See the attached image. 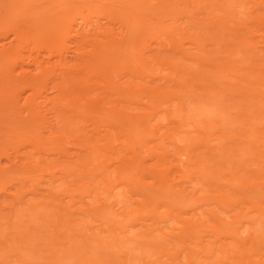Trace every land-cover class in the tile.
I'll list each match as a JSON object with an SVG mask.
<instances>
[{
	"label": "bare ground",
	"instance_id": "1",
	"mask_svg": "<svg viewBox=\"0 0 264 264\" xmlns=\"http://www.w3.org/2000/svg\"><path fill=\"white\" fill-rule=\"evenodd\" d=\"M34 1L35 2L38 1V3L40 1V3L38 4V3H35ZM37 1L36 0H28V1H26V0H24V1L23 0H8V1L4 2V4H3V6L9 10V13L12 14L11 16H12V19L14 20V24H13V20L11 21V24L12 25L10 26L9 30H7V32L8 33L11 32V34L13 36H15V40H16V42L18 44L15 45L16 47L14 49V54H15L16 57H15L13 63L12 64L11 63H8V66H6L7 67V70L5 69V71H4L5 75H3L4 73L0 72L1 73L0 79L4 80L3 82H6L7 81L6 83H8V81H9L8 84H10V86L7 84L9 86V88L5 86L6 89L5 88L3 89L5 91H1L0 90V92L2 93V95L0 93V134L2 133L1 134L2 137H0V145H1V142H2V145L0 146V150L3 149V147H4V149L0 151V153L1 152L3 153L2 155L0 154V182H2V181L4 182L5 181L4 183H6L4 185L1 184L2 186L0 185L1 186L0 187V211H3V209L5 211V209H6V206L7 205H5V202L8 201L7 200L8 197L6 196L7 195L6 193L12 192L11 195H13L12 196L13 197L12 199H13V202H14L13 203V206L15 208H16V206H19V208L17 207V209H16L17 211H15V212H17V214L15 213V217L17 216V218H16L18 220L17 223H19V221H20L19 228L21 229V226L20 225H21V221L23 222V218H21L19 215L20 214H23L24 212L22 210H27V208L24 209L25 208L24 207L23 209H21V206L23 205V202L22 201L24 200L23 198H25V196L24 195L17 196V194L21 190L22 191L25 190L23 188H25L26 185H29L30 188L28 187L29 189L27 190V192L29 191L28 192L29 195H31L32 197H35L36 199L39 196H40L39 199H42L41 197L46 198V199H48V202L47 203H44L43 201L41 202V200H38L37 199L38 202L36 203V199L33 198V199H35L34 200L35 203H34L33 200H32V198H30V200L32 201V203H31L32 205L29 204L28 211L29 210L32 211V209H33L32 212L35 213V212L38 211L37 208L38 209H41L43 205H44V207H47L46 205H48V207H50V208H48V209H50V213L49 214H53V218L51 217V215L48 216V217H51L50 219H51V221L54 220V223H55V218L57 217V219H56V223L57 224L56 223L53 224V222L51 223V225L53 224V226L55 225V227L56 226L59 227V225L61 224L60 222H61L62 219L64 220V222L66 221V223L67 222H70V223L73 222V223H75L76 222V218H75V220L73 219V216H75L74 214L78 215L77 213H81L79 215L81 216V218H83L82 212H87V213L89 212L90 216H92L91 217V221L93 219V221L95 220L94 223L97 222V224H100L99 221H101V223H102L101 229H97L96 230V228H97V225L96 224H95L96 225V228L93 227V229H92V228H89V226H88V229L89 230L92 229L93 231L96 230V232L95 231L94 232H91L90 231L91 234L93 233V235H94V236L93 235L92 236L95 237V238H97V239H95V241L98 240V236H99V238L100 237L102 238V236L104 237V239H103L105 241L104 243H103V241H101L102 239L100 240V244L102 242L101 246H103V247H104V245L106 247V245L112 241V237L111 236H113V235H111V234H113V233L116 234L118 232L121 235V237L122 236H125L126 232H128V235L129 234L131 235L132 234L131 233L132 231L135 233V231H138V230H136V229L133 230L136 227L132 228L134 226V224L132 226L131 225L132 223H130V222H132L133 219L131 218L132 220L129 221L130 219L128 220V218L126 216L128 215V217H129V215H130V217H133L132 215H134L136 217V219H137L138 214H140L142 216L144 213H147L148 216L146 214H144V216H146V218H147V222H148V219L149 218L151 220H153L151 217H149V215H151V209H150L151 207L150 206L153 204L152 202L155 203L156 201H159L161 203V201H162V202H166L167 205H171V204H168L169 201L160 200L159 199V198L162 199L163 196H160V197L158 196V195H164V198H168L169 196H171V194L170 195L168 194V197H165L167 195L165 189H166V187L169 184L168 185H165L166 184L165 181H164L165 180V177H164V180H163V177H161L160 175L158 176V174H161L162 175V173L160 171L162 168L159 169L157 167H155L154 169L156 170V168H157L160 173H157V175H155V172H152L153 173V177L156 179L157 176H158V180H162L163 183H164V185L161 184L160 187H158L156 191H154L156 189L155 188V185H154V187L152 186L153 189H154L152 191L153 192L152 194H151V192H149L150 190H152V187H150L149 185H147V186H149V189L147 190L148 187L147 188L145 187L146 186L145 185L146 182L145 183L143 182L144 179H143V181L142 180L141 181L139 180L140 183H141V185H140L141 189L144 190L146 188V190L144 191V195L147 192H149L152 196L153 195L155 196V194H157V197H159V198H157L158 200L157 199L155 200L156 196L153 198V200H151V197L148 199V201L150 202V203L148 202V204H149V209L148 210H146V209L144 210L145 207H141V210H140L141 213H139V211L137 213L134 212L135 214L132 213V210L131 209H132L133 205H132L131 198L128 197V196H131L132 197V195H130V193L127 195L125 193L127 192V190L130 189V187L133 186L132 184L136 183V181H135L134 177L132 176V178L134 179V181H133V179H131L132 184L128 182V181H130L128 179H130L131 177L130 178H127V177L130 176V175H132L131 174L132 171L130 172V175L128 174V176H127V174L125 173L128 170L127 168H125V169H127L125 171H124L123 167L121 168L123 170V172H124V175H126L127 182L125 184L128 183L127 184V187H129V189H127V190H126L125 187H123L126 190V192L124 191V194L126 196H124V194H123L120 197V199H119V196L123 193V191L120 194V192L118 193L119 190H117V195H118L117 197H118V200H119L118 201L117 200V197H116V192H115V195L112 194L113 193V190L115 191V189H121L122 186H120V184L122 182H125L123 180H126L124 178L125 176L122 177V175H121V172H120L121 169H120V167H117V166H118V164L119 165L120 164L122 165V163L124 162V160L122 158H124V156L127 154L126 150L120 149L121 146H122V148H126V147H123L124 141H123V139H121L120 142L123 145H121V143L118 144L119 142L117 143V145L118 146L120 145L119 146L120 147L119 150H122V152L124 153L123 154L124 156H122V155L120 156L117 153L119 155V158L120 159L118 157H115L116 159L114 158V156H116V152L118 151L117 149H115L116 147H115V144H114V142H115L114 141V138L116 139V141H117L118 138H116V136L114 137L113 132L110 131V130H113V129L115 131V127L117 125L114 123V121L116 119L117 120H120V118H123L124 121L121 120L122 122H125V124H126V122H129L130 123V124L128 123L129 125L126 124V127H125L126 131H127V129L130 130L129 129L130 128V125H131V130L133 131V127L132 126L134 125V130L135 131H139V132L135 133V131L131 132V130H130L129 132L131 134L129 132H127V133L125 132L126 134L125 133H123V134H125V138L127 137V138H133V139L139 138V135H140V141H139V139H137L138 144H139L137 146L140 147L141 139H143V142L145 144H146V142L148 143V142H151V141H152L151 143H153V142H155V139H157V137L154 138L156 135L153 136L154 133H155V131L153 129L154 128V124L153 123H150L148 125V123L151 122L155 118V116H157L158 114H156L154 112H152L150 114L147 113L148 115L140 114V111L143 112V110L146 109V108H148L149 105H150L149 107H151L150 102L152 103L153 98L152 97H148V96L153 95L154 98L156 97L157 100L154 99L156 102H155L154 107L153 106L152 107L155 108V109H157L159 107H156V106H160V105H158V102L157 101H159V104L162 103L163 105H165V104H167L170 101V99L176 98V96H177L176 95L177 93H174L173 96L172 95L170 96L169 94H173V93H169L168 94V92L165 93L166 91L164 93H161L160 91H158V89L167 87L166 86L167 84H170V87L172 88L173 91L175 90L174 88H176V91L177 92H180V91H182V92L189 91V93L187 94V96L188 95H194V96L197 95V96H200V95H205V94H206L205 96H208L209 94L210 95L211 94H214L213 92L212 93H209L208 92V90H207V87H208L207 85L208 84L212 85L213 87H214V85L216 87V85L218 84L219 87H218V85H217V87L220 88L221 85L229 82V80L226 79V77H229L228 75H230V76H233L234 75V77L235 76H239V78H240V75H237V74L239 73V74H241V76H242V74H244L243 75V79L242 78H240V79L242 80L241 82H245L246 85L245 86L244 85L242 86V85L239 84L240 82H238L237 84H239V86H240L239 87V90L237 89L238 87L237 88L235 87L234 88L235 90L233 89V91H230V89H229L228 92L230 91L232 93H235L236 92V89H237V91L238 92H241L242 95L244 94L242 96L244 98L241 97L242 98V101H244L243 103L241 102L239 105H238V102L235 103L234 105L232 104V106H234V108L236 107L235 110L238 109L237 108V105L239 107V110H237V112H238L237 115H240V114L243 113V114H245L243 117H246V118H244V120L247 119L246 121H244V122H246V124H245L246 127L244 125H242L243 128L245 127L244 129L242 128L243 131L241 132V127L240 126H238L239 127L238 129L240 130L241 133L244 132V134H242L243 137H246V138L249 137V139H252V141H251L252 143H253V141L254 142L256 141L258 143L257 145L259 146V148H261L260 151L262 152V154H261L262 157L261 156L260 157L263 158V160L262 161H259V160L256 161V159H260V158H258V157L256 158V156H258L256 153H255V155H253V153L255 152L254 150L256 149V147H255L256 143L254 145L255 149L253 151L250 150V149L247 150V147L248 148L249 147L251 148L252 146H249V144L247 143V141L245 142V138H243L241 136V133H240V136L242 138L239 139V141H241V142L238 143L239 144L238 150H237V148H233V147L231 149H230V147H227V148L224 147L226 149L223 150V147H222L224 145L223 142H219L222 146L221 145H218L217 146V144H214V145L217 146V147L214 146L215 147L214 150H212V146H211V144H209V142H208V145L209 146L207 144H204V147L207 150L205 149L206 152L202 153V156L203 155L204 156L205 155H208V153L210 154L211 153L210 152L211 150L214 151V153L212 152V155H215V156L208 155V159H209L210 156H212L214 158L217 157L216 155L219 154V153H221V154L223 153L222 156L223 155L224 156H223V158L221 160L222 162H218L220 164L222 163L223 165L221 164L222 165L221 167L219 165L220 168L215 167L214 170L212 168L213 167L212 166L213 163L212 164L210 163L212 160L214 161V159H211V160L209 159L210 160V162H209L208 159H206V157H205L206 161L208 163H210L207 166L208 163L205 164V161H203V163L205 164L204 166H206V168H207L206 171L208 170V168L209 169L212 168L213 171L211 170L212 171L211 172L209 170V172L210 173H213L215 171V169H216L217 174H216V178H214L212 176L213 178L211 177V178H209V179L206 180V177H204L203 179L205 181H207L208 184L207 183H203V184L207 185L208 186V189H209V187L212 186L214 190L215 189H220L219 191H221V190L223 191V189L226 188V187H227L226 189L228 190L229 189V186H230V189L228 191H223V192H225V193L226 192H229V193H226V194H228L229 196L232 197V195H234V192H231L233 194H230V191H231V189L234 188L237 191L236 192L233 189L236 192V194H237L236 196L239 195L238 198L241 197L240 200H239V202H238V199H237V202H234V200L237 198L236 197L234 199V196H233V202L232 201L227 202V201H229L231 199L228 198L226 194L224 196L222 195L221 197L219 195L218 196L216 195L217 197H219V199L220 198L222 200L225 199L226 200V205H228L227 203H229V204L231 203V206L232 205L234 206V203H236V205L234 206L235 207L234 209H236V211L237 210L238 211L235 213V210H234V214H231L232 213L231 211L233 210V207H231L232 210H230V205H228L229 207H226V208H229L230 211H228V209L225 210V208H223L222 206H220L221 208L224 209V210H222L223 211L222 212L223 213L222 216H221V214L217 213L218 211L215 212L216 214H214L213 212H212L213 213L212 214L211 213V209H210V212L207 210L205 213L208 212V214L211 213V215L205 214V216H207V218L205 216H202V218L205 219V220H207L208 222L209 221L210 222H215L216 223L215 224L216 226L214 224L212 226L211 225H209V226H211L212 228L215 226L214 228L218 232L215 231V229L213 228L212 230H214V231L210 235V237L212 238V240H210L207 236L205 237L204 240H206L208 238L210 240V241L208 240L210 244L216 245V247L212 245L214 248H218L219 251H222L221 252L222 253V256L218 259V262H220L221 264H223L222 263V260H224V261L226 260V262L228 261L229 262V263L227 262L228 264H235L237 258L239 259L240 257H242L241 258L242 261L243 260H247V264H264V260H261V258H262L261 252H264V212H263L264 209L263 210L261 209V208H264L263 207V205H264V177H263L264 176V172H263L264 171V130H263L264 127L260 131H258V128H261L262 127L261 125H264V119H263V116H264V53H263L264 52V0H115V2H116L117 5L113 6L110 9H107L106 7H107V5H111L114 0L113 1L110 0L109 2H111V4H107V5L105 4V2H107L108 0H100V2H96V0H93L94 1L93 2V5H94L95 2H96L95 4L98 3L99 8H100V5H101V8H100L101 10H99V9L96 8L98 11L95 9V7H94V9L96 11L94 9H92L93 8L92 7L93 5L92 4L90 5V1H88V8H89V10L88 11L86 10L88 13L82 12L83 10L81 9V12L78 14V11L80 10V8L78 7L79 8V9L77 8L78 9V11H77V14L78 15L73 12L74 15H76V17L73 19V22H72V17H71V21L69 20L70 18L68 19L70 22L68 24L67 30H65L66 32L62 30L63 32H65V33H63L65 35H62L63 38H62V36L59 37V38H62L61 42H60V39L57 38L58 37L57 33H55V32H58V30H56V29L59 28V25L53 23L54 22V17H55L56 14L55 15L54 14L52 15L49 12L50 13V15H49V13H45V14H48L49 15V18H52L53 17L52 18L53 19V22L50 23L52 19L51 20L48 19V20H50L48 22L47 21L48 15L43 16L44 14L42 15V11L39 9L40 8L39 6L42 3V1L41 0H37ZM43 1L45 2V0H43ZM57 1L58 0H53V2H57ZM63 1H65V0H63ZM65 2H69V1L66 0ZM65 2H63V3H65ZM63 3H61V5ZM45 4L46 3H44V5ZM67 4L68 3H66V5ZM69 4H70V2H69ZM78 4L80 5V3H78ZM51 5H52V3H51ZM119 5L122 6V8L125 9V11H123V12L121 11V13H118L117 11L119 9H121ZM42 6H43V4H42ZM95 6H97V5H95ZM36 7H38V9H36ZM46 7H47V5H46ZM50 7H54V6H50ZM65 7H67V6H65ZM90 7H92L91 8L92 10H94L95 12H98V13H95L94 12L95 14L93 15V13H92L93 11H90L91 10ZM69 8H70V6H69ZM35 9L37 10V12L39 10V12H41V13H39V12H38L39 14L35 13L36 12V11H34ZM43 9H44V7H43ZM123 9H121V10H123ZM89 11L91 13H89ZM67 12L65 10L64 13L67 14ZM74 15H72V16H74ZM127 17H131L134 20V21L132 20L133 23L130 21V24L132 23L131 26L129 24H127V22H126ZM205 17H207V19H204ZM203 19L206 22L208 21V24H206L203 21ZM245 19H249L250 21L257 20L256 22H258V23H256L257 24L256 26L255 25L253 26V24L251 26V25L248 24L249 21L248 22H245L246 21ZM45 21H47L51 25L55 24V27H57L56 25H58V27L55 29L56 31H54V28H52L54 26L51 27V25L50 24L48 25V23L46 24ZM55 21H57V20H55ZM202 21L205 24H203ZM25 22H27L26 24L28 26H30L29 29H28V26H26L27 28L25 27L26 30L23 27V26H25V24H24ZM252 22H250V23H252ZM44 25L45 26H50L51 33L48 32V30L50 31V28L49 27H47V29L48 28L49 29L45 33L42 32V30L40 31V29H43L45 27ZM23 28H24L25 32H24ZM45 28L43 30H46ZM52 30L54 31V33H55L54 35H56V39L58 40V42L56 41V39H54V37H55L54 35H53L54 37H52ZM152 30H154L155 32L158 33L157 35L156 34L154 35L155 37H157L158 35H160L157 38L160 37V39H162L161 37H163V41H164L165 38L166 39H169V42H168L169 47H167L168 45L164 43L165 41L163 42L161 40V41L155 42L157 39L155 40V37H153V34H152V35H150V36H152L151 39L149 38V35L147 37L149 38V43H150V40H152V38L154 39L156 48L155 49H150L149 48L147 50L142 49V52H141V50L139 52L137 49H139L141 46H143L141 48H144V45L141 42V45L139 46L138 45V44H140V42H139L137 44L139 46V48L137 47V49H136V45H133L134 42H136V41H134L135 40V37L137 35L139 36V34H141V33H144V35H145V33L147 31H150L152 33ZM155 32H153V33H155ZM151 33H149V34H151ZM207 33L208 34H211L212 36L213 35L214 36L217 35L216 37H218V38L215 39V41L213 42L214 39L211 41L210 38L208 37L209 35ZM61 34L62 33H60V35ZM205 34H207L208 36H205ZM138 36H137V38H139ZM164 36H165V38H164ZM140 37H141V35H140ZM147 37L144 36L145 40H146ZM213 37H211V39ZM207 39H209L213 43L209 42ZM206 40L209 43L206 44V42H207ZM143 41H144V39H143ZM146 42L147 43L145 44V46H146V48H148L147 46H149V45H147V44H149V43H148V41H146ZM186 42L189 43V46H186V44H185ZM143 43H145V42H143ZM209 44L212 45L213 47L210 46ZM207 45L209 47H212V50H211V48L209 50L211 52H208L207 51L208 50V49H206L208 47ZM128 46H133V47H130L129 48ZM127 47L130 50H128V53L126 55L125 50L127 49ZM11 48H12V44H11V46L9 48H3V47L0 48V59H3V60H6L7 59L8 60L9 59L8 57L11 58L12 57L11 54L13 53V48H12V51L9 50ZM143 50H145L146 52H144ZM213 54H216V55L219 54V56L213 57ZM178 55H179V57H178ZM223 55H225V56H223ZM172 56L173 57L176 56V58L177 59L180 58V60L178 62H175V61H177V59L174 62L168 61L169 58L172 59L171 58ZM129 59H130L129 63L132 65L134 62H136L137 65H138V68H136L134 66L136 63H134L133 66H130V64L129 65L127 64L126 67L129 66V68L131 67L132 69L135 68V70H138L140 68L139 67L140 65H142V64L146 65V63H152V65H153V67H155V69L153 67L152 68L155 71L158 70L159 73L164 72L165 74H162L161 73L162 75H158V76L156 75L155 76V74L153 73L154 71L152 69V72L151 73L148 72V74H150V75H147V78L148 79L144 80L143 78H146V75L145 74H147V69H148L147 68L148 65H146L147 66V67L145 66L147 68L146 71H145L146 73L144 74V71L143 70L140 71L141 74H142V75L140 74V76H142V80L145 81V84L143 83V85H141L140 87H138L139 90L137 92L135 91L136 92V95H132L131 96V99L128 98L129 100L127 101V98L126 97H124V99H123L124 93H127L126 91H133L134 88L136 89L135 84H136V86H138V82H139V81L135 82L134 79H133L132 81L135 82V84H133L134 85L133 86L134 88L131 89L132 87H130L129 83L126 85V83H123L124 81H122V80H124V79H122V76L124 74H122V76L120 74L121 69L124 68L122 65L124 63L126 64L127 63V60H129ZM174 59L175 58H173L172 60H174ZM184 61L185 62H190V63H192V65H189V64L187 65V63H184ZM10 64H11V66L9 67ZM149 65L152 66L151 64H149ZM194 67H196V68H194ZM150 69H151V67H150ZM135 70H134V72H132L133 70L130 71V69H129L128 71H126V73L127 72H129V73L131 72L132 74L133 73L136 74L135 73ZM240 72H242V73H240ZM123 73H125V71ZM126 73H125L124 76H126ZM133 75H131V76H133ZM143 76H145V77H143ZM134 77H135V75L133 76V78ZM127 78L129 79V77H127ZM223 79H226V81H228V82H225V80L222 81ZM229 79H231L230 81H232V83L234 84V82L238 78L236 79V77H235L236 80H233L234 79L233 77H231ZM130 81H131V79H130ZM237 81H239V80H237ZM142 82L140 80V83H142ZM220 82L221 83L224 82V83L220 85L219 84ZM6 83H4V84H6ZM229 83H228V85L231 87V85H233V84L231 83V85H230ZM1 84L3 85V83H1ZM124 84H125V86H123ZM2 85H1V87H2ZM225 85L228 86L227 84H225ZM226 86L224 88H227L228 89L229 86L228 87H226ZM234 86H236V83H235ZM170 87H168V88H170ZM233 87H231V88H233ZM204 88L207 90V92L204 90ZM172 90L169 89L170 92H172ZM202 90H203V92H201ZM223 90L225 91V89L222 88V90H220V93ZM135 92L133 91V93H135ZM182 92H180V93H182ZM198 92H200V93H198ZM217 92H218V90H217ZM238 92H236V93H238ZM232 93H230V94H232ZM236 93L233 96H235ZM137 94H139V95H137ZM221 94L219 95V93H218L216 96L217 97L218 96H222ZM125 96H126V94H125ZM129 96L130 95L128 94V97ZM161 96H163V97H161ZM134 97H136V98L134 99ZM137 97H140L139 100L137 99ZM144 97H147V100H148V102L146 101V103L145 102L143 103V104L148 105L145 108H143L144 106L143 107L141 106L143 100L146 99ZM158 97L159 98L161 97L160 99H162L161 101H163V102H161L160 100H158ZM170 97H172V98H170ZM192 97H190V98H192ZM142 98H144V99H142ZM149 98H152V99H150L151 101H149ZM163 98H164V100H163ZM180 98H181V96H179V98H177V100L179 99L178 101H182V100H180ZM184 98H182V99L184 100ZM195 98L197 99L198 97H195ZM213 98L215 100V97H213ZM218 98H217V100H219ZM251 98H253V99L256 98V101L255 100H254L255 102L252 101L253 99H251ZM132 99L134 101L136 100V102L131 103V100ZM250 99H251V101H252L253 104L256 103V104H254L252 106V109H251V105L250 106L248 105L251 102ZM207 100H211V99H207ZM214 100H212V101H214ZM195 101L197 103V102H200L201 100L200 101L199 100H195ZM231 101H232V99H231ZM248 101H250V102L247 103ZM171 102H173V101L171 100ZM226 102H228V100H226ZM233 102H234V100H233ZM3 103H5V104H3ZM174 103H175V101L172 104L174 105ZM182 103L185 104V102H182ZM193 103L194 102L192 101L191 102V105ZM212 103L206 105L207 106V108L205 109L206 111L204 110L207 113L206 114V117H207L208 113H210V117L209 118L207 117L208 120H210V121L207 120V122H205L204 120L207 119V118H205V119L202 118L203 119L202 124L205 126V128H214V129H217V128L218 129L219 128L224 129V127L225 128L227 127L226 129L230 128L231 127L230 126L231 124L229 122L228 113H227V115H223L221 110H219L218 108L215 109V107H218L217 105H219V104L218 103L217 104H212ZM178 104L179 105H177V104L176 105L179 107L181 105V103H178ZM211 104H212V106H211ZM242 104H244V105H242ZM197 105L200 106L201 103H197ZM247 105H248V107L247 108L244 107L243 109L245 111L247 110V112L248 111L250 112V114L248 115V117L246 116V113L247 112L244 113V110L242 112L240 111V109L242 110V106H247ZM210 106L213 109H211ZM140 107H142V108H140ZM186 107L187 106H185V109H186ZM188 107H189V110H191L190 109L191 107L190 106H188ZM194 107H195V105H194ZM194 107L192 106V108H194ZM202 107H204V106L202 105ZM225 107H227V106H225ZM225 107H223V109ZM152 109H150V110H152ZM181 109L183 110V108H181ZM208 109L210 111L207 112ZM128 110L130 111V113H128L129 112ZM179 110L180 109H177V110L175 109L174 110L175 111L174 112L175 115H176V113H177V115L179 113L181 114L182 110H180V112H179ZM133 111L134 112H137V113H133ZM138 111H139V115H137L138 114ZM176 111H178V112H176ZM186 111L187 110H185L182 113H185ZM200 111L203 113V110H200ZM167 112H168V110H167ZM198 112H199V110H198ZM159 113H162V112L159 111ZM196 113H197V111H196ZM170 114L173 116V113L171 111H170L169 115ZM188 114H190V112ZM193 114L190 117L188 116L189 121H192V119H193V122H188L186 120L187 119V116H185V115H187V114H185L182 117L179 116L181 120L185 119L187 121L186 122L184 120L183 121L184 124H183V122H181L180 120H178L179 117L177 119L176 116L175 115L174 116L177 119V122L180 123V124L182 123L185 127H186V125L194 126L195 127V121L196 120L194 121V119H195V116H198V115H196V114L193 115ZM161 115H163V114H161ZM241 116L242 115H240V117ZM171 118L172 117H170L168 119V117H167L165 119V122H166V120L167 121H170ZM199 118H201V117L199 116ZM261 119L263 121V124L261 123ZM154 120H155V122H158L156 118ZM171 121H172V119H171ZM174 121L176 122V120H174ZM241 121H242V119H241ZM241 121H240V125L243 123V121H242V123H241ZM163 122H164V120H163ZM165 122H164V124H165ZM259 122L261 123L260 125L258 124ZM168 123L169 122H167V124ZM227 123L229 124V126H226ZM151 124H153V125H151ZM157 124H159V123H157ZM164 124H162V125H164ZM238 124H239V122H238ZM181 125L178 126V127L176 126V127L177 128H180ZM156 126H158V125H156ZM166 126H163V128H165ZM170 126H171V124H170ZM69 127L70 128L72 127V131H69V130H71ZM151 127H153V128H151ZM183 127L181 128V129H183L182 132L185 130ZM197 127L198 126H196L195 128H197ZM248 127H249V129L250 128L251 129L250 130L247 129ZM169 128L171 129V127H169ZM195 128H194V130H195ZM125 129L123 130V132L125 131ZM175 129H173V130L175 131ZM214 129H212L213 130V133H214V131H216ZM166 130H167V128H166ZM173 130H172V132H173ZM231 130H230V132H231ZM244 130L247 131V134L249 132H251V130H252V132H251V134H248V136H245L246 133H245ZM153 131H154V133H153ZM157 131H159V130H157ZM220 131H221V129H220ZM119 132L120 131H118V133ZM164 132L162 130V135L168 133L167 131L165 133ZM133 133H134V135H132ZM151 133H153L152 136H153L154 139H151V137H152L150 135ZM62 134L64 135V137H65V134H66V136L69 139L68 140H65L66 137L63 139V135ZM111 134H112V136H111ZM115 134H116V132H115ZM190 134L193 135L194 133L193 134L190 133ZM222 134H223V132H222ZM119 135H120V133L117 135V137ZM126 135H128V136H126ZM169 135H171V134H167L168 137H169ZM183 135L186 136V133L183 134ZM235 135H238L237 137H240L239 134H235ZM129 136H131V137H129ZM143 136H144V138H143ZM173 136H175V135H173ZM250 136L251 137L253 136L254 139L253 138H250ZM255 136H257L260 139V141H259V139L255 138ZM121 137H123V136H121ZM147 137H150V138H148L147 141H144V139H146ZM159 137L160 136H158V138ZM179 137H180V135H179ZM181 137H182V139H179V142L181 143L183 141V139H185V141H183V142L185 144H187V147H189V146L190 147L187 150L186 147H185V145H184V143H183L184 146H182V147H180L182 144L179 145V147L181 148V149L179 148V150H182V148H184L182 150L184 152V154H181L182 155L181 156L179 152H177V153L174 152V155H172V158H173V156L176 158V155L177 156L180 155L181 158L179 156L178 157L180 158V160H182V158L184 156L186 158V161L184 162V160H182L180 162H181V164L184 162L185 166H187V168H188L189 162H191V160L193 159V157L196 158V159L199 157V155L197 157V154L195 152L194 153L196 154V156L195 155L193 156L192 155V152L195 151L196 149L198 150V148H202V147H198L196 149H193V147L191 148V146H192V144H193V146H195L196 139H199L200 137L199 138L196 137L195 138V142H194V139H193V143H191V142H192V138H194V136H192V138L191 137L189 138L190 139V142H188L189 141L188 138H184L182 135H181ZM210 137L211 136H209L208 133H203L202 138H200L202 140L201 142L204 141V142L207 143V141H210V139H211ZM212 137H214V136H212ZM228 137H231V136H228L227 135V139H228ZM237 137L235 138L236 141H238V138ZM216 138H218V137H216ZM1 139H3V141H1ZM119 139H120V136H119ZM215 139H214V141H215ZM229 139H228V141H229ZM232 139H231V141H232ZM224 141H226L225 138H224ZM143 142H141V143H143ZM172 142L174 143V141H172ZM176 142L174 143L175 146H176L175 148H178ZM233 142H234V139L232 141V144H233ZM197 143H198V141H197ZM211 143L213 144V141ZM217 143H218V141H217ZM234 143L237 145L236 142H234ZM145 144H143V145H145ZM230 144H231V142H230ZM235 144H233V145H235ZM143 145H141V148H142ZM236 145H235V147H236ZM8 146H11V147H8ZM146 146L148 147V145H146ZM144 148H145V146H144ZM126 149H128V147ZM135 149L142 150V149L137 148V147ZM235 149H236V151H235ZM240 149L243 150V151L246 149L244 151V153L246 152L248 155L250 154V152H252V153L249 156L247 155L246 157L244 155V158H243L241 155H239V153L236 154L237 151H239ZM115 150H116V152H115ZM130 150H131V148L129 149V152H131L130 154H132V152H134V149H132V151H130ZM172 150L175 151V149H172ZM185 150H186V153H185ZM249 150H250V152H249ZM257 150H258V147H257ZM232 151H234L233 153H235L234 156H235L236 160L233 158V156H231V155H233ZM139 152H141V151H139ZM143 152H141L142 155H143ZM215 152H217V154ZM146 153L148 154L149 152L147 151ZM157 153H153V155L155 156V158L158 155ZM170 153H171V151H170ZM134 154H132V155H134ZM147 154H145V155H146V157H148L147 160H149V156H151L152 154L151 155H147ZM162 154L166 155V153H161V156L164 159V157H163ZM136 155H137V152H136ZM238 155L240 157H236ZM137 156L140 157V155H137ZM161 156H160V158H161ZM168 156H171V155H168ZM218 156L219 157H217V158L219 159L220 158V154ZM252 156H255V159ZM125 157H127V156H125ZM131 157H133L134 159L133 158H130L132 160L129 159V161L132 162V163H135L133 165H136L139 161H141V159L140 160H137V158L135 159L134 156H131ZM139 157H138V159H139ZM146 157H143V159L146 158ZM166 157H167V155H166ZM201 157H200L199 160H195L196 162L194 161L195 162L194 163L195 165H196L197 161H200L202 159L205 160L204 158H201ZM151 158H153V156ZM155 158H154V160H152V159H150V160L153 162V161L156 160ZM157 158H159V157H157ZM185 158H183V159H185ZM217 158H215V160ZM237 158H239L240 160H238ZM251 158H253L254 160L251 159ZM143 159H142V162L145 161L144 163H146L147 160H145V159L143 160ZM176 159H178V158H176ZM230 159L235 160V163L236 164H234V165L236 167H238V168H239V166H241L240 168H244L242 166H243V164L244 165L246 164V163H244V161H246V160H243V159H247L246 166L249 165L250 168L253 165L252 163H254L253 161H256L257 162V163L255 162L257 166H259L258 165L259 162H263V164L260 166V168L263 169V171H262V169H260L263 173H261V171L258 170V171H256V175H255L254 174V172H255L254 170H256V169L253 168L254 169L253 170L254 172H252V173L254 174L253 176H256V177L254 178V180L252 182H250V180H252L251 179L252 176H250V177H248V178H250V179H248L249 181L247 180L248 182H246L245 180H242V179H244V178H242L240 180H242L243 182H246V183L242 184L239 187H238V185L234 186L233 185L234 182L235 181L239 182V181L237 180L236 177H233L235 175L234 174L235 172L234 173L232 172L233 167H234L233 164L232 165L230 164L231 166L229 165V163H232L233 162ZM248 159H251L252 161L250 160L251 161L250 162ZM116 160H118L116 162L117 166H116V164H114ZM165 160H166V158H165ZM173 160H175V159H173ZM135 161H137V163ZM151 161H150V163H152ZM130 162H128V163L130 164ZM160 163H161V161H160ZM203 163H200V164L202 165ZM113 164L115 165V167H117L116 169H115V167H114ZM138 164L140 165L141 162L138 163ZM138 164H137V166H138ZM166 164H167V162H166ZM186 164H188V165H186ZM250 164H252V165H250ZM151 165H153V164H151ZM162 165L161 166L159 165V167H162ZM216 165L218 166L217 163H215L214 166H216ZM164 166H166V167L169 166L170 167L171 165L170 164H167V165H164ZM164 166H163V168H164ZM204 166L203 165L200 166V168L202 167L200 169L201 175L203 176V173L206 176L207 175H211L209 172H207L209 174H206V171H205ZM113 167H114V169H113ZM140 167H142V165ZM145 167L149 169V167H147V165H145ZM152 167L153 166H150V170H152ZM166 167H165V172L167 174V172H168L167 170L169 168L167 169ZM184 167H183V169L186 168V167L185 168ZM230 167H232V168H230ZM249 167H247V168H249ZM254 167H255V165H254ZM54 168L55 169L57 168L55 173H53V171H52V169L55 170ZM111 168L114 171H112ZM133 168H135V166ZM180 168L181 167H179V169ZM247 168L246 167L244 168L245 171L247 170ZM230 169H232V170H230ZM244 169H242V170H244ZM158 170H156V172H158ZM170 170H171V168H170ZM190 170H192V169H190ZM251 170L252 169H250V171ZM47 171H50V172H47ZM162 171H163V169H162ZM181 171H183V170L181 169ZM203 171H205V172H203ZM238 171H240V170H238ZM247 171L249 172V169ZM247 171L245 172L246 174H247ZM46 172L49 174L48 180L47 179L46 180H41V179H45V177L47 176ZM136 172L137 173L138 172L143 173V171H141V168L139 169V171H136ZM169 172H172V171H169ZM175 172L177 173V171H175ZM188 172H186V173H188ZM128 173H129V171H128ZM132 173L134 174L135 172H132ZM249 173H248V175H249ZM252 173H250V175ZM59 174H63L65 177H63V175H62V177H60ZM78 174H79V177L85 178L86 183L88 181L87 180L88 179L87 176L88 177L89 176H93L94 177L96 175L95 178H97V180H100V181H96L95 180L96 182H98V183H96V186L95 187H94V184H95L94 181H93L94 184H91V185H93V187L90 185V183H92V182H90V183L88 182L87 183L88 184V187L90 188V186H91V188H93V190L95 188L96 189L95 191H98L97 189H99V187H100L99 185H101L100 188H102L104 186L103 183H105V182H106L105 183L106 184L105 186H107V188H108L109 185H107V184H110L111 181L113 182V180L115 182L118 181V179L115 180V178H119V176H120V178L122 177L124 179H122V182L120 181L121 179H119V182H117L115 184V186H112L115 182L113 184L111 183V185H110L111 186V189L109 188L110 191L108 189L109 192L107 191V193H110V192H112V193H110V195L108 194L109 196L107 195V196H104V197L105 198L107 197V199L109 197V199H110V196L112 194V198L111 199H113L115 201L112 200V202H110V204L108 203L107 205H105L106 202L105 203L103 202L104 204H102V202H100V204H98V206H92L91 203L93 202V205L95 203H97L96 197L99 198L101 194L100 195L96 194L94 196L95 198H93V195H94V192L95 191H93L92 189H88L87 187H85L86 189H84V190H86V191L91 190L90 192L93 191L92 193L87 192L86 197L88 196V193H90V196L92 195L90 197V199H89L91 201L90 202H87L92 207L91 206L90 207H87V205H89V204L86 205L85 202L87 201L88 198H86V199H85V197H84V199L82 197L79 198V195H78V199H76L77 196H75L76 197L75 199L78 200V201H76V202L74 200H73L74 202L71 201V199H73V197H74V196L72 197V195L74 193H71V192H75L76 191V189H75V188H77L76 185L80 187L81 185L84 186V184H85L83 181H81V182L84 183V184H81V182L79 184V179L80 178H78V180H77V177H76ZM146 174H147V172L145 171V173L143 175H146ZM177 174H179V173H177ZM183 174H184V171H183ZM246 174H245V176L247 177ZM139 175H136V178ZM172 175H173V173H172ZM72 176H73V179L74 180L76 179L75 181H77L79 185L76 184L74 186L75 182L73 184L72 181H70V179L68 180V177H72ZM97 176L101 177V179H99ZM162 176H164V175H162ZM168 176H167V178H170ZM66 177H67V179H65L66 181H63L64 178H66ZM109 177L111 178V181H110V179H108ZM113 177H115V178L112 180ZM143 177H142V175H140L139 176V179H142ZM175 177H176V175H175ZM183 177L184 176H182V177L180 176L181 179ZM194 177L195 178L187 177L188 179H191V180L193 179V182H191V184L192 183L195 184L196 176H194ZM246 177H245V179H246ZM83 178H81V180H84ZM89 178L91 179V177H89ZM145 178H147L146 180H149L148 177L145 176ZM149 178H150V176H149ZM198 178H200V176ZM59 179L60 180L63 179V180L61 182L60 181H57ZM107 179H108V181H110V183H107ZM194 179H195V181H194ZM213 179H215V181L217 183ZM6 180H7V182H6ZM67 180L72 183L73 187H75L74 189H70L71 188L70 186H72L70 183L68 185L65 184L67 182ZM168 180H166V182H168ZM183 180L185 181V179H183ZM191 180H189V182ZM209 180H210V182H211V180L213 181L212 182L213 185L212 184H209L210 183ZM221 180H223L222 181L223 183H220ZM41 181H42V183H41ZM43 181H44V183H43ZM56 181H57V185L60 182L62 185H65V186L67 185V186L66 187L64 186L61 190H58V189L57 190H54L53 187L54 186L55 187L57 186L56 185ZM91 181H92V179H91ZM137 181H138V179H137ZM8 182H10V184ZM100 182H103V183L101 184ZM180 182L178 181L177 183H175V181H174V183L175 184H178V185L180 184ZM232 182H233V184H231ZM142 183H144V184H142ZM168 183L173 184L171 181H169ZM214 183H216V185ZM40 184L43 187L46 186V185H48V186L45 187L44 189H41L42 186ZM61 184L58 185V187L59 186H62ZM189 184H187V186ZM191 184L189 185L190 186V189H191L192 186H194V184L193 185H191ZM116 185L117 186H120V187H117L116 188ZM136 185H139V184H136ZM142 185H144V186L142 187ZM178 185L177 186H174L173 185V187L171 186V189H172L171 190V193L175 196L176 200L178 201V204L179 205L181 204L182 206H179L178 207L177 206L178 204L175 205L176 200H175V202H174V200H172L173 201L172 203L175 205V206H173V204H172L173 208L175 209V207L177 206L178 207V210L176 209V211H177V213H179L181 211V210L179 211V208L180 207L182 208L183 207V204H186L187 201H189L186 204L188 208H186L184 206V209L182 210V212L184 210L187 212V210L189 209V206L188 205H190V204L192 205V203H193L192 206L195 208V205H194L195 204L194 196L192 195L193 198H191V199H194L192 201L189 200L190 198L187 199V197H190L191 195H190V193L187 194L189 191H187L186 189H184V187L186 186V185H184V182H183V185H184L183 188H180V186L178 187ZM214 185L217 186V187H214ZM232 185L234 186L233 188H231ZM83 186H81L80 189H83ZM97 186H99V187L96 188ZM105 186H104V188H105ZM124 186H126V185H124ZM163 186H164L165 189L163 188ZM196 186L192 188L193 191L194 192L197 191V193L199 192L198 193V196H200L201 193H202V196H204L203 195L204 194V192H203L204 191V187H203V190H202V188H200L198 185H196ZM201 186H202V184H201ZM207 186H205V187L207 188ZM79 187L77 189H79ZM140 187H139L138 190L136 189L138 192L140 190ZM175 187H178V188H176L177 189L176 191H175ZM104 188H102V189H104ZM133 188L135 190L136 187L133 186ZM133 188H131L132 193L134 192L133 191ZM192 189H191V191H192ZM213 189L212 190L210 189L211 190L210 191L211 196H212V192L214 193V190ZM162 190L163 191L165 190L164 193L166 195L164 193L161 194V192H163ZM185 190L187 192L185 194L186 195H190V196L183 195V193H184ZM200 190L202 192H200ZM172 191H174V192H172ZM193 191L191 193H193ZM217 191L215 190L216 194H218V193L220 194V192L217 193ZM102 192H103V190H102ZM208 192H209V190H208ZM223 192H222V194H223ZM24 193H26V191ZM97 193H99V192H97ZM65 194L68 195L67 196L68 198L66 197L67 199L64 198L65 201L70 198L69 196L72 197V198L69 199L70 201L69 200L67 201V203L64 202L63 196L61 198V195H65ZM81 194L85 195L86 193L85 194L84 193H81ZM103 194L106 195V193H103ZM148 194H146L144 197H146ZM37 195H39V196H37ZM151 195H148V196H151ZM194 195H197V194H194ZM205 195L207 196V194H205ZM134 196H133L132 200L133 199L134 200L137 199L136 200V202L138 201L137 204L140 203L139 199L141 197L140 196H137L139 198H136L135 199L136 196L135 197ZM148 196H147V198H148ZM202 196H201V198H202ZM206 196L204 197V199L206 198V201H208L209 199L211 200V198L208 199ZM216 196H215V193H214L212 197L214 198ZM115 197H116V199H115ZM126 197H128V198L127 199H124ZM208 197H209V195H208ZM105 198L102 199V197H101V200L102 201H105L106 200ZM61 199L65 203V204L63 203V205H65V207L68 206V208H70V209L72 207V210H69V209L67 210V208L65 210L64 206L62 208ZM81 199H83V200H81ZM95 199H96V201H95ZM144 199H142V200L144 201ZM183 199H184V201H185V199H187L185 201V203L182 202ZM215 199H214V201H215ZM201 200H199V201H201ZM225 200L223 201V203L219 201L220 203H218V204H221L222 203L221 205H224ZM83 201H85V202L83 203ZM128 201H131V202H128ZM199 201H196V202H199ZM70 202H72L73 204H70ZM133 202H135V201H133ZM75 203H80V204H77V206L78 205H80V206L77 207L75 205ZM143 203L141 202L140 204L142 205ZM158 203L156 204V206L159 205ZM212 203L213 202H211V201H210L209 205H207V204H204L203 205V203H202L201 206L204 207L205 205H207L205 207H208V206L210 207L211 206L210 204H212ZM59 204L61 205V208H60V205ZM66 204H69V205H66ZM133 204H135V203H133ZM215 204L217 205V203H215ZM84 205L86 206V208L84 210H82V208H80V207L81 206L83 207ZM130 205H132V207ZM146 205H147V203L144 204V206H146ZM242 205L243 206L245 205V207H248L249 208L247 210V212H245L246 209L244 211V208H243ZM73 206H74L75 209H73ZM116 206L118 208L115 211L114 209L116 208ZM129 206L131 208H129ZM153 206H152V209L153 208L156 209L155 208L156 206H154V207ZM163 206H164V204H163ZM259 206H261V207L259 208ZM255 207H257V208H255ZM7 208H8V206H7ZM11 208L12 207H9L8 209L10 211H12V210L14 211L15 210V208H13V209H11ZM51 208H52V210H51ZM78 208H80L81 210L80 209L78 210ZM142 208H143L144 211L142 210ZM191 208L192 207H190V209ZM214 208L217 210V208H219V207L217 206V208L216 207H214ZM252 208L255 209V210L259 208L260 210L258 209L259 211L257 210L258 212L257 213L255 212V213H256V215L259 212L261 214H259L257 216H255V214L254 215H251L252 214L251 212L254 213V211H255V210L253 211ZM19 209L23 213H19L18 212ZM126 209H128V210H126ZM139 209H137V210H139ZM154 209H153V211L154 212H157ZM196 209L197 208H195V211H196ZM207 209H209V208H207ZM216 210H214V211H216ZM192 211H193V209H192ZM195 211H193V212H195ZM202 211H203V209H202ZM243 211H244V213H243ZM60 212H62V214ZM90 212L94 213L96 216H94V214L91 215ZM191 212L188 213L189 215L186 213V215H188L187 217H189V216L192 217L193 212H192V215H190ZM198 212L201 213V211L199 209H197V211L194 213V216L196 214L198 215ZM0 213H2V212H0ZM28 213H29V216H30V212H28ZM34 213H33L32 216H30V218L31 217L33 218V216L35 215ZM37 213H40V216L41 217L44 216V214L42 212H37ZM8 214H7V216H8ZM13 214H14V212L11 214V221L8 222V219L10 218V216H9V218L5 216L7 219L4 220V218H3V223L4 222L5 223H10V222L12 223V221H15V223H12V224L10 223V225L13 226V228H16L17 226H14V225H16V219L14 217H12ZM83 214L85 215V213H83ZM167 214H168V211H167L166 215ZM172 214H171V216H172ZM201 214H199V215H201ZM158 215L160 217V214H157L156 218L158 217ZM164 215H161V216L163 217L164 223H167L168 219L165 220L164 219ZM224 215H225V217L227 219L224 217ZM45 216L43 218H46V220H47L48 217H45ZM80 216H78V217H80ZM87 216H89V215H87ZM87 216H86V218L88 219ZM119 216H120L121 219H122L121 216H123V218L125 217L124 218L125 220L122 219L120 221V218H117ZM151 216H153V215H151ZM167 216H170V215H167ZM194 216L192 217L193 219L196 218ZM22 217H26V216H23L22 215ZM34 217H36V215ZM78 217H77V219H78ZM135 217H133V218H135ZM153 217H154V220H155V216H153ZM182 217H183V215H182ZM184 217H186V216H184ZM187 217H186L185 220H188V221H186V222H185V220L183 222V218L182 219L180 218L182 220V222H181V226L182 227H180L179 232L177 233V235L172 234L171 236L168 237V239L167 238H163V236H161V234H163L162 231H160V232L157 231V226H159V223L160 222L158 221V223H155L154 226H156L157 224L158 225L155 227L156 230L155 229L154 230L157 231L158 233H161V234H158V236L160 235L162 237V238H158V241H159V239L161 241L164 240V239H167L168 240V244H170V240H171L172 241V243H171L172 246L174 244L175 245V249H176V247H178L177 246V243H179L180 241L176 243L177 240H175V241L172 240L171 239L172 236L173 237L174 236H177L179 239L180 238L183 239L184 235H190L191 234V233L188 234L186 231L189 230L188 232H190V230H193L192 235L195 238L194 233L195 232H198L199 233L200 232L199 229L201 228V226H199L200 228H198V226H197L198 225L197 220L198 221L200 220V222H201L202 218L200 216H197L198 218H196V221H195V219L193 220V219H191L189 217L191 220H193V221H191V220H189V218L187 219ZM27 218L28 217H26V219L24 218L26 220V222L22 223V227H23L24 224H25V227H26L28 224L29 225H32V222H34L33 221L34 218H33V220L30 219V218H28L31 223L28 221ZM36 218H38V217H36ZM114 218H116L115 219L116 222H117V219H119V222H117V224H118V226H120L119 224H121V227L120 228L116 224L115 225L112 224V223H115L114 222ZM38 219L35 220V221L37 222V224H40V221L41 220L38 223ZM58 219H60L59 220L60 222H57ZM63 220H62V223H63ZM154 220L152 221L153 223H154ZM163 220L161 219V222ZM171 220H173V218ZM171 220H170V222H171ZM176 220H177V218H176ZM42 221H43V219H42ZM82 221H84V219ZM82 221L79 222L78 224L76 222V226H79L80 227V225L82 224ZM179 221L180 220H178V222ZM207 221H205V223ZM43 222H45V223H43V225L41 224L42 225V228L41 229L43 230L44 229L43 226H45L46 229H44L43 232L47 233V231L48 232L50 231V229L47 230V228H49V226H50V222L49 221H45V219H44ZM123 222L125 224L127 222V224H126L127 226H123V225H125ZM133 222H136V221H133ZM149 222H150V220H149ZM210 222L208 224H210ZM108 223H109V225L111 224L109 226V228H112L111 226L114 225V227H116L115 232L118 229H119V231H117L116 233L115 232H112L111 233V230L108 231V229H107L108 226L106 227V224H108ZM175 223L176 224L174 225V223L172 222L173 227L175 226V228H176V226H178V225L180 226V224H177V222H175ZM46 224H47V226H46ZM103 224H105V225L103 226ZM167 224L171 225L169 223V221H168ZM167 224H166V227H167ZM199 224H201V223H199ZM10 225H9V228H10ZM68 225H69V223H68ZM89 225H92V224H89ZM95 225H92V226H95ZM142 225L144 227H146V228H149V230L151 229L150 226H152L151 223H150V225L147 224V223H142ZM162 225H163V223H162ZM201 225H204V223L201 224ZM82 226H84V227H82ZM82 226H81V230H82V228H85V227L87 228L86 224L85 225L82 224ZM100 226L101 225H98V227H100ZM194 226L195 227L197 226L196 227L197 229ZM209 226H208V229H206L208 231H209V228H211ZM31 227L33 228L34 226L32 225ZM38 227L40 229L41 226L40 225L39 226H36V227H34V229L35 228H38ZM55 227H53V228H55ZM58 227H56V228L58 229ZM103 227H105L107 229V231L109 232L108 233L106 230H104V231H106L108 233V236H109V237H106V240L108 238H109V241L111 240L110 242L108 241V243H106L107 241L105 240V236H107V234L106 233L103 234ZM114 227L112 228L113 230H114ZM129 227L132 228V229H130L131 230L130 233H129L130 230H128ZM139 227L140 226H138L137 228H139ZM161 227L162 226L160 224V227L159 228H161ZM206 227H207V225H206ZM9 228L6 229V230H12L10 232L13 233L14 229L13 228L12 229L11 228L9 229ZM26 228H22L21 231L19 229V232L16 231V234L15 235L17 236L18 234L24 233L22 235L26 236L25 235L26 232L24 231ZM29 228H28V230L26 229L27 230V234H28V231L31 230V228H30V230H29ZM50 228H51V226H50ZM60 228H61V225H60ZM86 228H85V230H86ZM152 228H154V227L152 226ZM163 228H164V226H163ZM139 229H141L140 231L144 230L142 228V226ZM201 229H202L203 232L205 231V230H203V228H201ZM204 229H205V227H204ZM15 230H17V229H15ZM42 230L40 231V230L37 229V230H35V232H37V231L39 232L40 231V233H41ZM45 230H47V231H45ZM58 230H55V231L53 230L54 232L57 233V236L59 234L58 233L59 232ZM79 230H80V228H79ZM85 230L83 229L82 232L81 231H79V232L83 233ZM89 230L88 231L86 230V232L87 233H90ZM99 230L100 231L102 230V231L99 232ZM154 230H152L153 233H154ZM158 230H160V229H158ZM167 230L168 229L164 230V232L167 231ZM177 230H176V232H177ZM97 231L99 233L98 236H97V234H98ZM138 232H136V234ZM142 232H144V231H142ZM171 232H173V231H171ZM203 232H202V234L205 233V232L204 233ZM81 233L78 234V235L82 238ZM122 233L123 234L125 233V234L122 235ZM198 233H195V234L197 235ZM13 234H12V236H13ZM117 234L115 236H117ZM138 234H137L138 237L134 234L135 237L138 239V241L144 240V239H147V238L150 237V235L148 236V233H146V237L147 236L148 237L147 238H144L143 237V238L140 239L139 236L140 237L141 236H145V235H143L145 233L141 234L139 232ZM82 235L85 236V234H82ZM120 235L117 236L118 237L117 239L119 240V241H117V243L120 242L121 239L124 241V238L126 239V237L129 240L136 241V242H134V241L131 242L130 241V243L133 244V242H134L133 249L134 248L137 249V253H135L136 251L132 250V248L131 249L128 248V249H126L128 251L127 252H124V256L122 258H124L123 259V262L124 261L126 262L127 259L125 258V256H126L125 253H127L128 259L131 260L132 257L134 258V256H136V255H134V253L135 254H138V252L139 253L141 252V249H143L141 247H143V246L140 247L141 249L140 248L138 249L137 245L139 246L140 243L138 244V241H137L136 238L133 239L134 238V235H132L133 238H132V236H130V237L126 236L124 238H121ZM192 235L190 237H192ZM204 235H206V234H204ZM207 235H209V234H207ZM18 236H19V238H21V235H18ZM24 236H22V238ZM29 236H31L32 238L36 237V235H34V237L32 235H29ZM57 236L55 237V235H54V237H55L54 243H56ZM198 236H199V234H198ZM86 237H87V235H86ZM165 237H167V236H165ZM61 238H64V237L61 236ZM61 238H58V239H60L61 241H63ZM149 239H151V241L152 240L154 241L153 242L154 244L150 241L153 244L152 245L153 247L151 246V248L152 249L155 248V251H156V246H157L158 242H157V244L155 246V243H156L155 240L156 239H153V238H149ZM231 239H232V244L228 242ZM34 240H36V239H34ZM79 240H80V238H79ZM82 240L84 242L85 239L82 238ZM115 240H113V242H111V243H114L115 244V242H116ZM129 240H127V241L129 242ZM188 240H190V238ZM226 240H228V241H226ZM25 241H27V240H25ZM161 241H159V242L161 243ZM164 241H162V243H165ZM197 241H199V240H197ZM197 241H196V244H198ZM233 241L235 242V246L233 245ZM31 242L29 240L27 243H30L31 244ZM128 242L124 241V244H123L122 241H121L120 242L121 243V246H119L117 248L119 250H122L121 248H124L125 249V246L124 245L126 243H128ZM173 242H175V243H173ZM226 242H228L229 244H226ZM32 243L34 245H37L35 243V241L32 242ZM70 243H71V241H70ZM72 243H74V241H72ZM75 243H77V242H75ZM98 243H99V241H98ZM191 243H190V245H192ZM209 243H208V245H210ZM168 244H166V245H168ZM186 244H188V243H186ZM201 244L199 243V245H197V248H199L198 246L201 247ZM203 244L206 245V241H203ZM34 245H32L33 246L32 247V250H33V248L36 249V246H34ZM75 245H79V242H78V244H75ZM81 245L83 246L82 243H81ZM87 245L89 246V244H87ZM96 245H98V244L96 243ZM108 245H109V247L111 246L110 244H108ZM115 245H114V247H115ZM162 245L165 246L164 244H162ZM228 245H232L233 247L230 246L231 248L229 249V246ZM84 246H85V243H84ZM212 246H205V247H211V248H209V250L212 251L213 250ZM49 247L50 246H49V243H48V248ZM77 247H79V246H77ZM109 247H106L105 251H107V249ZM157 247H159V246H157ZM161 247L162 246H160L159 248L160 249H163V247L162 248ZM180 247H178V248H180ZM185 247H187V246H184L183 248L182 247L181 248L184 249ZM190 247L193 248L194 245H192ZM21 248H23V247H21ZM29 248H31V247L29 246ZM48 248H47V250H49ZM195 248L196 247H194L193 249H195ZM201 248H204L203 245H202ZM23 249H22V251H23ZM91 249H93V250H90L91 252L89 250H87V249L86 250H83L84 253L86 251L87 254L82 253V251L80 250L81 251V254L85 258L83 256H82V259H80V258L78 259L77 258L79 260L78 262L81 263V261H84L85 260V262H82L81 264H97L98 262L100 264H107V262H108V264H109V262L112 261L111 260L112 256H110V255L116 254V253L113 254V251L114 250L112 252L111 251H108V252H106V254L108 253L109 258L110 257L111 258L110 259H107L108 258L107 255H106L107 257H104L103 256L101 258V256H99V254H97V252H98L97 251V249H98L97 246H96V248H93L92 247ZM111 249H113V246H112ZM168 249H167V252H169ZM175 249L172 248V250H173L172 252L173 253H175V251H174ZM218 249H217V251H218ZM226 249H229L230 250L229 253H227L228 250H226ZM43 250L46 251V249H43ZM50 250H52V249L50 248ZM151 250H150V252L154 251V250H152V251ZM165 250L164 249H163V251L159 250V252L160 251L163 252V257L164 256L169 257L168 256L169 253H166V255L164 254L166 252ZM185 250H183V251H185ZM93 251H97L95 253V254H97V256H95L94 258H92L93 260L90 259L93 256H91L89 259H88V257L86 258V256H89L88 253L93 254ZM99 251L101 252V250H99ZM105 251H103V253ZM131 251H133L134 253L131 254ZM186 251H188V250H186ZM200 251L201 250H199V253H200ZM206 251L204 252L205 255H209L210 256V253L211 252H208V254H206L207 253ZM115 252H116V250H115ZM181 252H182V250L180 251V253ZM197 252H195V253L192 252V253L193 254H196ZM202 252H203V250H202ZM202 252L200 254H203V256H204V253H202ZM12 253L14 254L13 251H12ZM19 253H21V249H20V252ZM148 253L149 252H147V254H145L144 258L145 257L146 258L149 257V259H150V257L152 255L150 253L149 254ZM170 253H171V251H170ZM173 253H172V256H170L169 258H171V259L174 258ZM178 253H177V255H178ZM215 253H216V251H215ZM217 253H216V257H215L214 254H212V255H214V256H212V258H214V259L216 258L217 259V257H218L217 256ZM6 254H8V253H6ZM81 254H79V255H81ZM152 254H154V253H152ZM157 255H159V253ZM177 255L175 254V257H177ZM181 255H182L181 258H183L184 255L182 253L180 254V256ZM186 255H188V254H186ZM197 255H195V256H197ZM219 255H221V254H219ZM253 255L256 256L255 257L256 259H258L259 255H261V258L258 259V260H255V258L253 257ZM8 256H9V254H8ZM129 256L131 257V259L129 258ZM139 256H141V254H139ZM159 256H161V255H159ZM209 256L205 257L204 258V261H205L206 258H209ZM0 257H1V255H0ZM7 257H5V258H7ZM41 257H43V256H41ZM99 257L101 258V260H100ZM192 257H194V256H192ZM252 257L254 258L253 260H255V262H252V259H251ZM27 258L29 259V257H27ZM115 258L114 257L112 258L113 261L115 260ZM169 258L167 259V261H169V262L173 261V259L170 261ZM181 258L179 257L180 261H179L178 258H177V260L179 262H182ZM190 258H191V256H190ZM2 259H3V257H2ZM53 259H54V257H53ZM77 259H75V260H77ZM98 259L100 261H98ZM117 259H119V258H117ZM184 259H186V258H183V260ZM262 259H264V256H263ZM103 260L105 261L104 263L102 262ZM120 260H117V262L119 261L120 264H125V262L122 263V261H120ZM129 260H128V262H129ZM186 260H188V259H186ZM210 260H211V258H209L208 261H210ZM115 261H114V263L111 262L110 264H115ZM156 261H159V260H157V258H156ZM216 261L217 260H215L213 263H215ZM242 261L240 262L238 260L236 264H238V262L240 264H243ZM150 262H151V260H150ZM153 262H155V261H153ZM160 262H161V260H160ZM174 262H173V264H174ZM177 262H175V264H178ZM184 262H186V264L189 263V262L187 263V261H183L182 264H185ZM191 262L194 263V261H191ZM196 262H197V259H196ZM218 262H216V263L219 264ZM226 262H224V264ZM163 263H164V261H163ZM200 263L201 264H204V263H202V261L200 262L198 260L197 264H200ZM206 263H208V262L206 261ZM65 264H66V262H65ZM67 264H69V261L67 262ZM71 264H72V262H71ZM117 264H119V263H117ZM210 264H211V262H210ZM244 264H246L245 261H244Z\"/></svg>",
	"mask_w": 264,
	"mask_h": 264
},
{
	"label": "rangeland",
	"instance_id": "2",
	"mask_svg": "<svg viewBox=\"0 0 264 264\" xmlns=\"http://www.w3.org/2000/svg\"><path fill=\"white\" fill-rule=\"evenodd\" d=\"M6 1H8V0H0V48H2V47H3V48H9V47L11 46V44H12L13 53L11 54V56H12L11 58L8 57V58H9L8 60H7V59H6V60L0 59V60H1V61H0V72H2V73H4L5 69L7 70V67H6V66H8V63H11V64L13 63V61H14V59H15V57H16L15 54H14V49H15V47H16L15 45L18 44V43L16 42V40H15V36H13V35L11 34V32H9V33L7 32V30H9L10 26L12 25V24H11V21H12L13 19H12V16H11L12 14L9 13V10L3 6L4 2H6ZM23 1H24V0H23ZM26 1H28V0H26ZM36 1H37V0H36ZM41 1H42V3L40 4V6H39L40 8H39V9L42 11V15L44 14L43 16L48 15V14H45V13H49V12H50L52 15H53V14H54V15L56 14V15H55L56 18L54 17V22H53V19H52L53 17H52V18H49L50 13H49V15H48L47 21L49 22V21L52 19L50 23L53 22V23H55V24H58V25H59V28H57L58 25H56L57 27H55V24L51 25V24L48 23L47 21H45V23H46V24L48 23V25L50 24L51 27L54 26V27H52V28H54V31L58 30V32H55V33H57V35H58L57 38L60 39V42H61V40H62V38H63L62 35H65V34H63V33L66 32L65 30H67L68 24H69V22L71 21V17H72V22H73V19L76 17V15H74V13L77 14V11H78L79 8H80V10L78 11V14L81 12V9L83 10L82 12L88 13V12H87V11L89 10V8H88V1H90V5H91V4L93 5V2H94L93 0H71V1L68 0V1L70 2V4H69V2H65L66 0H65V1L62 0V1L65 2V3H63L61 0H58L57 2H53V0H49V1H48V0H45V2H44L43 0H41ZM76 1H77V2H76ZM78 1H79V2H78ZM109 1H110V0H108L107 2H105V4H106V5H107V4H111V2H109ZM112 1H113V0H112ZM34 2H35V1H34ZM43 2L46 3V4L44 5ZM49 2H50V3H49ZM72 2H73V3H72ZM96 2H100V0H96ZM96 2H95V3H96ZM35 3H38V1L35 2ZM39 3H40V1H39ZM39 3H38V4H39ZM51 3H52V5H51ZM61 3H63V4L61 5ZM66 3H68V4L66 5ZM78 3H80V5H79ZM95 3H94V5L92 6L93 8L90 7V9H91V8L94 9V7H95V9L97 8V9L101 10V9H100V8H101V5L99 4V5H100V8H99L98 3H97V4H95ZM113 3H114V4H113ZM113 3H112L111 5H107L106 8H107V9H110V8H112L113 6L117 5L116 2H115V0L113 1ZM42 4H43V6H42ZM53 4H54V5H53ZM77 4H78L79 6H78ZM46 5H47V7H46ZM60 5H61V6H60ZM82 5H83V6H82ZM90 5H89V6H90ZM95 5H97V6H95ZM37 6H38V5H37ZM50 6H54V7H50ZM65 6H67V7H65ZM69 6H70V8H69ZM119 6H120V5H119ZM43 7H44V9H43ZM78 7H79V8H78ZM41 8H42V9H41ZM77 8H78V9H77ZM102 8H103V7H102ZM120 8L123 9L122 6H120ZM36 9H38V7H36ZM36 9L34 10V11H36L35 13H37V14L41 13V12H39V10H38V12H39V13H38ZM92 9H91L90 11H93V12H92L93 15H94L95 13H98V12H95L97 9H96V10L94 9L95 11L92 10ZM121 9H119L117 12H118V13H121V11H122V12L125 11V9H123V10H121ZM65 10H66V12L68 11L69 13H68V12H67V14L64 13ZM86 10H87V11H86ZM90 11H89V13H91ZM97 11H98V10H97ZM52 12H53V13H52ZM73 12H74V13H73ZM94 12H95V13H94ZM58 14H59V15H58ZM78 14H77V15H78ZM57 15H58V16H57ZM72 15H74V16H72ZM34 16H35V15H34ZM36 16H37V15H36ZM38 16H39V15H38ZM50 17H51V16H50ZM69 18H70V19H69ZM129 18H130L131 20H130ZM48 19H50V20H48ZM68 19H69L70 21H69ZM127 19H128V20H127ZM127 19H126L127 24H129V25L131 26L132 23H133V21H134L133 18H131V17H127ZM204 19H207V17H205ZM204 19H203V21H204ZM55 20H57V21H55ZM132 20H133V21H132ZM245 20H246V21H245ZM245 20H244L245 22H248V21H249L248 24L251 25V26H252V24H253V26H254V25L256 26V25H257L256 23H258V22H256L257 20H252L253 22L250 21L249 19H245ZM130 21L132 22L131 24H130ZM203 21H202V22H203ZM254 21H255V22H254ZM204 22H205L206 24H208V21H207V22L204 21ZM204 22H203V24H205ZM250 22H252V23H250ZM26 23H27V22L24 23V24H25V26H23L24 28H25L26 26H28ZM45 23H44V24H45ZM13 24H14V20H13ZM24 24H23V25H24ZM46 24H45V25H46ZM45 25H44V26H45ZM19 27H20V26H19ZM21 27H22V26H21ZM45 27H46V28H45ZM45 27H44V28H45L46 30H43V29H44V28H43V29H40V31L42 30V32L45 33V32L50 28V26H45ZM47 27H49V28L47 29ZM24 28H23V30H24ZM26 28H27V27H26ZM26 28H25V30H26ZM29 28H30V26H28V29H29ZM56 28H57V29H56ZM252 28H253V27H252ZM55 29H56V30H55ZM25 30H24V32H25ZM59 30H60V31H59ZM62 30L65 31V32H63ZM21 31H22V30H21ZM54 31L52 30V37L55 36L54 39H56V35H54V34H55ZM48 32L51 33V28H50V31L48 30ZM59 32L62 33V34L60 35ZM153 32H155V31L152 30V33H151L150 31H147V32L145 33V35H144V33H141V34H139V36L137 35L139 38H137V36L135 37V40H134V41H136L137 43L133 41V42H134L133 45H136V49H137V47L139 48V46L141 45V42H142V44L144 45V48H141V47H143V46H141V47H140L141 49H140V48L137 49L139 52H140V50H141V52H142V49H145V50H147V49H149V48H150V49H155V48H156L155 42H157V41H161V40L163 41V37H161L162 39H160V37L157 38V37L160 36V35H158L157 37H155L154 35H155V34L157 35L158 33H157V32L153 33ZM149 33H151V34H149ZM152 34H153V37H155V40H156V39H157V40L154 42V39L152 38V40H150V43H149V38L151 39L152 36H150V35H152ZM207 34H208V33H207ZM207 34H205V36H208V35H209L208 37L210 38L211 41L214 39L213 42L215 41V39L218 38V37H216L217 35H216V36L213 35V36L215 37V38H214L211 34H208V35H207ZM216 34H217V33H216ZM53 35H54V36H53ZM59 35H60V36H59ZM140 35H141V37H140ZM142 35H143V36H142ZM148 35H149V38L147 37ZM210 35H211V36H210ZM61 36H62V38H59V37H61ZM144 36L147 37L148 39L146 38V40H145ZM211 37H213V38L211 39ZM164 38H165V36H164ZM143 39H144V41H143ZM207 40H208L209 42H211L209 39H207ZM207 40H206V41H207ZM56 41L58 42L57 39H56ZM146 41H148V43H149V44H147V45L150 46V47L147 46L148 48H146V46H145V44L147 43ZM164 41H165V42H164ZM164 41H163V42H164L165 44L168 45L169 39H166V38H165ZM206 41H205V42H206ZM208 41L206 42V44L209 43ZM30 42H31V41H30ZM60 42H59V43H60ZM139 42H140V44H138ZM143 42H145V43H143ZM213 42H211V43H213ZM29 44H30V43H29ZM137 44H138L139 46H138ZM185 44H186V46H189V43L186 42ZM151 45H152V46H151ZM209 45H210V44H209ZM207 46H208V45H207ZM210 46H212V45H210ZM128 47L130 48V47H133V46H128ZM128 47H127V49L125 50L126 55H127V53H128V50H130ZM134 47H135V46H134ZM153 47H154V48H153ZM167 47H169V45H168ZM212 47H213V46H212ZM212 47H209V46H208V47L206 48V49H208L207 51H208V52H211V51H209V50H210V48H211V50H212ZM12 48L9 49V50L12 51ZM223 49H224V48H223ZM145 50H143V51L146 52ZM263 53H264V52H263ZM13 54H14V55H13ZM124 55H125V54H124ZM176 56H177V55H176ZM176 56H174V57L172 56V57H171L172 59L175 58L174 60H172V59L169 58L168 61H172V62H174V61L177 59ZM216 56H219V54H217V55H216V54H213V57H216ZM223 56H225V55H223ZM178 57H179V55H178ZM179 60H180V58H178L177 61H175V62H178ZM129 61H130V59L127 60V63H126V64L124 63V64L122 65V66L124 67V68H122V69L125 71V73H126V71H128L129 69H130V71L133 70L132 72H134V70H135V68L132 69L131 67L129 68V66L126 67L127 64H128V65L130 64ZM131 62H132V61H131ZM134 63H136V62H134ZM134 63H133V64H134ZM184 63H187V65H188V64H189V65H192V63H190V62H185V61H184ZM11 64L9 65V67L11 66ZM133 64H132V65L130 64V66H133ZM149 64L152 65V63H146V65H148V67H147L146 65H144V64L140 65V66H139V67H140V68H139L140 70H139V69H138V70H135V73H136V74L133 73V74L135 75L134 78H133L134 75H133L131 72H130V73L127 72V73H126V76H124L125 73H123L124 71L121 69V72H122V73L120 72L121 76H122V74H124V75L122 76V79H124V80H122V81H124L123 83H126V85L129 83L130 87H132L131 89H133V88H134V87H133V86H134L133 84H135V82L139 81V82H138V86H136V84H135V87H136L137 90H136L135 88L133 89L134 92H135V91L137 92V91L139 90L138 87H140L141 85H143V83L145 84V81L142 80V76H140V74H141L140 71L143 70V71H144V74H145V73H146L145 71H146V69L148 68V69H147V74H145V75H146V78H143L144 80H146V79H148V78H147V75H150V74H148V72L151 73V72H152V69H153V68L155 69V67H153V65L150 66ZM235 64H236V63H235ZM236 65H237V64H236ZM122 66H121V67H122ZM134 66H135L136 68H138L137 63H136ZM141 66H142V67H141ZM145 66H146L147 68H146ZM9 67H8V68H9ZM119 67H120V66H119ZM150 67H151V69H150ZM152 67H153V68H152ZM192 67H193V66H192ZM194 68H196V67H194ZM127 69H128V70H127ZM154 69H153V71H154L153 73L155 74V76H156V75L158 76V75L165 74L164 72H161V73H162V74H161V73H159V71H158L157 69H156L157 71H155ZM137 71H138V72H137ZM139 72H140V73H139ZM142 73H143V72H142ZM240 73H242V72H240ZM0 75H1V73H0ZM3 75H5V73H4ZM131 75H133V76H131ZM141 75H142V74H141ZM237 75H240V78L243 79V75H244V74H242V76H241V74L238 73ZM228 76H229V77H226V79L229 80L230 83H229L228 81H226V79H223L222 81L225 80V82H228L230 85H231L232 81H230L231 79H229V78H231V77L234 78L233 80H236V79L238 78L237 80H239V81L236 80V81L234 82V84L232 83L233 85H231V87H233V86L235 85V83H236V86H234L233 88H231V87L228 85V83H225V84H227L229 87L226 86L225 84H223L224 82H222V83L220 82V83H219L220 85L223 84V85H221V87H222L223 89H225V91H224V90L221 91L222 94L220 93V90H222V88H221V87H220L221 89L218 88V87H219L218 84H217L218 87H217V85H216V87H215V85H214V87H213V86L210 85V84L207 85L208 87L206 86V87H207V90H208L209 93H212V92L214 93V94H211V95H212L213 97H215V100H214V98H213L210 94L208 95L209 97H208V96H205L206 94H205V95H200V96H197V95H195V96H194V95H188V96H187V94L189 93V91H186V92L184 91V92H182V91L179 90L180 92H182V93H180V92H177V91H176V88H174L175 90L173 91L172 88L170 87V84H167V85H166L167 87H164V88L158 89V91H160L161 93H164L165 91H166L165 93L168 92V94H169V93H173V94H169L170 96H171V95L173 96L174 93H177V94H176V95H177L176 98L170 99V101H169L167 104L163 105V104L161 103V102H163V101H161L162 99H160V98L163 97V96H161L160 98L158 97V100L161 101L160 103H161L163 106H162L161 104H159V101H157V102H158V105H160L161 107H160V106H156V107H159V108L155 109V108H153V107H154L155 102H156V101L154 100V99H156V97L154 98L153 95L148 96V97H152V98H153L152 103L150 102L151 107H149L150 105L148 106V105H146V104H143L144 102L146 103V101L148 102L147 97H144V98H146V99L142 98V99H144V100H143L142 104L140 103L141 106H142V107L144 106L143 108H145V107L148 106V108H146V109L143 110L144 113H143L142 111H140V110H141V109H140V110H139V111H140V114L148 115V114H150V113H152V112L158 114L157 116H155V118L157 119L158 122H155V120H154L155 118H154V119L152 120L153 122L151 121V122L148 123V125H149L150 123H153V124H154V128H153V127H151V128L154 129L155 133H154V131H153V133H154L153 136L156 135L154 138L157 137V139H155V142H153V143H151V142H152V141H151V142H148V143L146 142V144H145V143L143 142V139H141V142H143V143L140 142V147L137 146V145H139L137 139H139V141H140V135H139V134H138V135H139V138L136 137L137 139L127 138V137L125 138V134L131 130V125H130V128L127 126L130 130L127 129V131H126V129H125L126 124H128L129 122H126V124H125V122H122V121H121V120H123V118H120V120H117V119H116V120L114 121V123L118 126V127H117V126L115 127V131H114V129H113V130H110V131L113 132L114 137L116 136V138H118L117 141H116V139L114 138V141H115L114 144H115V147H116L115 149L118 150L117 152H116V150H115V152H116V156H114V158H115V157H118V158H119V155H120V156H121V155L124 156V155H123L124 153L122 152V150H119V148H120L119 146H120V145H119V146L117 145L118 142H119L118 144L121 143V142H120L121 139H123V141H124L123 144H124L125 146H124L122 143H121V145H123V147H126V148L128 147V149H126V148H122V146H121V148H120V149L126 150L127 154L125 153V154H126L125 156H127L128 158L125 157V156H124V158L121 157V158L124 160V162L122 163V165H121V164H120V165L118 164V166H117L116 162H117L120 158H119V159L117 158L118 160H116L114 164H116L117 167H120V169L123 167L124 171L128 169V170L125 172V173L127 174V176H128V174L130 175V172H131V171H132V172H135V173H134L135 175L131 172L132 175L128 176L127 178H130V177H131L130 179H128V180H130V181H128V182L132 184L131 179H133L132 176L134 177L136 183L133 182L134 184H132V185H133L134 187H136V188H135V190H134L133 186L130 187V189H129V187H127V184H128V183L125 184V183L127 182L126 175H124V172H123V170L121 169V171H120V172H121V175H122V177L125 176L124 178H125L126 180H123V181H125V182H122V179H124V178H122V177L120 178V176H119V178H115V177H113L112 180L115 178V180L118 179V181L115 182V181L113 180V182H112V181H111V178L109 177L108 179H110V181H111L112 184L115 182L112 186H115V184H116L117 182H119V179H121L120 181L122 182V183L120 184V186H122L121 189H115V191L112 189V190H113V193H112V192H110V193H112V194L115 195V192H116V197H117V196H118V195H117V190H119L118 193L120 192V194H121V192L123 191V193L119 196V199H120V197L124 194V191L126 192V190L129 189V190H127V192H126L125 194L128 195V194L130 193V195H132V197H131V196H128V197H130V198H131V201H132V205H133V207H132V205H130V206L132 207L131 210H132V213H133V214H135L134 212L137 213L138 211H139V213H141V211H140V210H141V207H145L144 210H145V209L148 210V209H149V204H148L149 201H148V199H149L150 197H151V200H153V198H154L155 196H156L155 200H156L157 198H159L160 196H163V198H164V195H158L159 197H157V194H155V196H154V195H153V196L151 195V194L153 193L152 191L154 190V189H153L154 185H155V188H156L154 191H156L157 188L160 187L161 184L164 185V183H163L162 180H158V176H159V175H160L161 177H163V180H164V177H165V180H164L165 183H166L165 185H168V184H169V185H168L169 187H168V186H167V187L165 186L166 189H165L164 186H163V188L166 190V194H167V195L164 193L165 190H164V191L162 190L163 192L160 191L161 194L164 193V194L166 195L165 197H168V194H169V195L171 194V196L173 195V194L171 193V190H172V189H171V186H172V187H173V185H174V186H177L178 184H175V183H177L178 181H179V182L181 181L180 184L182 183L181 185L179 184L178 187L180 186V188H183L184 185H186V186L184 187V189H186V190L189 191V192L187 193L186 190H185L184 193H183V195H185V196H190V195L192 196V195H193V196H194V199H195V200H194V199H191V198H193V196H192V197H191V196H190V197H187V199L190 198V199H189L190 201H192V200L195 201V204H194V205H195V208L199 209V210L201 211V213H202V214H201V213L198 212V215H197V214H196V215H197V216H200L201 218H202V216H205V214H208V212H207V213H205V212H206L207 210L210 212V209H211V213L213 212L214 214H216L215 212L218 211L217 213L221 214V216H222V214H223V213H222V212H223L222 210H224L223 208H225V210L228 209V211H230V210H232L231 207H233V210L231 211L232 213L230 212L231 214H234V210H235V213L238 211V210L236 211V209H234V208H235L234 206L236 205V203H234V206H233V205L231 206V203H230V204L227 203L228 205H230V210H229V208H226V207H229L228 205H226V200L224 199V200H225V203H224L225 206H224V205H221V204L223 203L224 200H222L221 198H220V199H221V200H220L219 197H217L218 195L221 197L222 195L224 196L226 193H229V192H226V193H225V192H223V191H228V190L230 189V186H229V189H228V190L226 189L227 187L224 188L225 190L222 188L223 191H222V190L219 191L220 189H215L216 191L218 190L217 193L220 192V194H219V193L216 194V192H215V190L213 189L212 186L209 187V189H208V186L205 185V184H203V183H207V181H205V180L203 179L204 177H206V180L209 179V178H211L212 176H213L214 178H216V174H217L216 169H215V171H214L213 173H210L209 170L211 171L212 168H213V170H214L215 167L220 168V167L223 165L222 163H221L222 165H221L220 163H218V162H222L221 160H222V158H223V156H224V155L222 156L223 153H222V154L219 153V154H220V158H219L220 160H219V159L217 158V157H219V156H218L219 154H217V152H215V153L217 154V155H216L217 157H215V158H217V159H216L217 161H216L215 158L212 157V156H215V155H212V152L214 153V151H212V150H214V148L217 147L218 145H221L219 142H223L224 145H223V146L221 145V146L223 147V150L226 149L227 147H230V149H231L232 147H233V148H237V150H238V148H239V144H238V143L241 142V141H239V139H241V138L243 137L242 134H244V132H243V133H241V132H242L243 129L246 127V125H245L246 122H244V121H246L247 119L244 120V118H246V117H243L245 114H243V113L240 114V115H242L241 117H240V115H237V114H238L237 110H239L238 105H239L241 102H242V103L244 102V101H242V98H244V97H242V96H243L244 94L242 95V93H241V92H238L237 89L239 90V87H240L239 84L242 85V86H243V85L245 86L246 83H245V82H241L242 80L239 78V76H235L236 79H235L234 75H233V76L228 75ZM3 77H4V76H3ZM127 77H129V79H128ZM143 77H145V76H143ZM130 79H131V81L134 79L135 82H133V81L131 82ZM140 80H141V82H142V81H143V82L140 83ZM3 81H4V80L0 79V84L3 83V85L1 84L2 87H1V85H0V90H1V91H5V90H3V89H4V88L6 89V87L9 88V86H10V84H8L9 81H8V83H6L7 81H6V82H3ZM122 81H121V82H122ZM97 82H98V81H97ZM238 82H240V83L237 84ZM4 83H6V84H4ZM7 84H8L9 86H8ZM224 85H225L226 87H228V89H227V88H224V87H225ZM237 85H238V86H237ZM5 86H6V87H5ZM123 86H125V84H124ZM168 87H170V88H168ZM235 87H236V88L238 87V88L236 89V92H238V93L235 92L236 95L233 96L235 93H232V92H230V91H233V89H234ZM8 88H7V89H8ZM208 88H209V89L211 88V89L209 90ZM167 89H168V90H167ZM169 89H171L172 92H170ZM216 89L218 90V92H217ZM226 89H227V90H226ZM229 89H230V91L228 92ZM204 90L207 92V90H206L205 88H204ZM215 90H216V91H215ZM234 90H235V89H234ZM133 91H126L127 93H124V95H123V99H124V97L127 98V101H128L129 99H131V96H132V95H136V92L133 93ZM210 91H211V92H210ZM6 92H7V91H6ZM129 92H130V93H129ZM201 92H203V90H202ZM215 92H216V93H215ZM0 93H1V92H0ZM183 93H184V94H183ZM198 93H200V92H198ZM218 93H219V95H220V94L222 95V96H218L219 98L216 96ZM228 93H229V94H228ZM230 93H232V94H230ZM125 94H126V96H125ZM128 94L130 95L129 97H128ZM1 95H2V93H1ZM137 95H139V94H137ZM179 96H181L180 100H182V101H178L179 99L177 100V98H179ZM192 96H193V97H192ZM210 96H211L212 98H211ZM226 96H227V97H226ZM184 97H185V98H184ZM188 97H189V98H188ZM190 97H192V98H190ZM195 97H198V98L196 99ZM222 97H223L224 99H223ZM228 97H229V98H228ZM241 97H242V98H241ZM126 98H125V99H126ZM128 98H129V99H128ZM135 98H136V97H134V99H135ZM139 98H140V97H137L138 100H139ZM152 98H149V101H151L150 99H152ZM170 98H172V97H170ZM182 98H184V100H183ZM194 98H195V99H194ZM206 98H207V99H211V100H207ZM217 98H218L219 100H217ZM234 98H235V99H234ZM142 99H141V100H142ZM231 99H232V101H231ZM251 99H253V98H251ZM251 99H250V101H251ZM132 100H133V99H132ZM132 100H131V103L136 102V100H135V101H134V100L132 101ZM138 100H137V101H138ZM156 100H157V99H156ZM163 100H164V98H163ZM171 100H172L173 102L175 101L174 105L172 104L173 102H171ZM195 100H199V101L201 100L200 102H197V103H201V105H200V106L197 105V103H196ZM212 100H214V101H212ZM226 100H228V102H226ZM233 100H234V102H233ZM243 100H244V99H243ZM254 100L256 101V98H254L252 101H254ZM192 101L194 102L193 104L195 105V107H194L193 104L191 105V102H192ZM209 101H210V102H209ZM218 101H219V102H218ZM235 101H236V102H235ZM250 101H248L247 103H249ZM252 101L248 104L249 106L251 105V109H252V106H253L254 104H256V103L253 104ZM255 101H254V102H255ZM182 102H185V104H183ZM212 102H213V103H212ZM237 102H238V105H237V108H238V109L235 110L236 107L234 108V106H232V104L234 105V104L237 103ZM137 103H138V102H137ZM153 103H154V104H153ZM170 103H171V104H170ZM178 103H181V105H180L179 107L177 106V105H179ZM210 103H212V104H217V103H218V104H219V105H217L218 107H215V106H214V107H215V109L218 108L219 110H221L223 115H227V113H228V116H229V122H230V124H231V125H230V126H231L230 128H228V129H226L227 127H226V128L224 127V129H222V128H219V129H218V128H217V129H214V128H205V126L202 124V121H203V119H205V118H207V117H208V118L210 117V113H208L209 116L207 115V117H206V114H207V113L205 112V111H206L205 109L207 108L206 105H208V104H210ZM226 103H227V104H226ZM251 103H252V104H251ZM3 104H5V103H3ZM169 104H170V105H169ZM176 104H177V105H176ZM187 104H188V105H187ZM212 104H211V106H212ZM167 105H168V106H167ZM171 105H172V106H171ZM196 105H197V106H196ZM202 105H203L204 107H202ZM242 105H244V104H242ZM245 105H246V104H245ZM248 105H247V106H242V110L240 109V111L242 112V111L244 110L243 108H244V107L247 108ZM152 106H153V107H152ZM185 106H187L186 109H185ZM188 106L191 107V108H190L191 110H189V107H188ZM192 106H193L195 109L192 108ZM211 106H210V107H211ZM225 106H227V107H225ZM228 106H229V107H228ZM230 106H231V107H230ZM235 106H236V105H235ZM240 106H241V105H240ZM142 107H140V108H142ZM173 107H174V108H173ZM198 107H199L200 109H199ZM201 107H202V108H201ZM223 107H225V108H224L225 110L223 109ZM232 107H233V108H232ZM152 108H153V109H152ZM168 108H169V109H168ZM181 108H183V110H182ZM226 108H227V109H226ZM231 108H232L233 110H232ZM240 108H241V107H240ZM249 108H250V107H249ZM148 109H149V110H148ZM150 109H152V110H150ZM158 109H159V110H158ZM166 109L168 110V112H167ZM170 109H171V110H170ZM175 109H176V110H177V109H180V110H182V112H184L185 110H187V111H186L185 113H182V112H181L182 115H181L180 113H179L178 115H177V113H176V115H175V113H174V112H175V111H174ZM193 109H194L195 111H194ZM211 109H213V108L211 107ZM180 110H179V112H180ZM198 110H199L200 113L198 112ZM200 110H203V113H202ZM204 110H205V111H204ZM223 110H224V111H223ZM128 111H129V110H128ZM135 111H136V110H135ZM139 111H138V114H137V115H139ZM150 111H151V112H150ZM155 111H156V112H155ZM157 111H158V112H157ZM159 111L162 112V113H159ZM170 111L173 113V116H172L171 114H170L171 116L169 115ZM188 111L190 112V114H188V113H189ZM196 111H197V113H196ZM208 111H210V110L208 109L207 112H208ZM131 112H132V111H131ZM176 112H178V111H176ZM229 112H230V113H229ZM231 112H232V113H231ZM234 112H235V113H234ZM241 112H240V113H241ZM245 112H247V110H246V111L244 110V113H245ZM128 113H130V111H129ZM133 113H137V112H134V111H133ZM147 113H148V114H147ZM193 113L196 114V115H198V116H195V119H194V121L196 120V121H195V127H196V126H198V127L195 128L194 126H189V125H186V127H185V126L183 125V124H184L183 121H184L185 119L181 120L179 116L182 117V116H184L185 114H187V115H185V116H187V119H186V120H187L188 122H193V119H192V118H191L192 121H189V118H188V116H189V117L192 116ZM201 113H202V114H201ZM225 113H226V114H225ZM161 114H163V115H161ZM194 114H193V115H194ZM249 114H250V112L248 111V112L246 113V116L248 117ZM174 115L176 116L177 119H178V117H179L178 120H180L181 122H183V124L181 123L182 125H181L180 123L177 122V119L175 118ZM202 115H203V116H202ZM199 116H200L201 118H199ZM163 117H164V118H163ZM167 117H168V119H169L170 117H172V118H171L172 121H171V119H170V121H167V120H166V122H165V119H166ZM196 117H197V118H196ZM232 117H233V118H232ZM183 118H184V117H183ZM185 118H186V117H185ZM202 118H203V119H202ZM208 118L205 119L204 121L207 122ZM236 118H237V119H236ZM158 119H159V120H158ZM241 119H242V121H243L244 124L242 123ZM263 119H264V116H263ZM163 120H164V122H165V124H166L167 126L164 124ZM174 120H176L177 123H176ZM186 120H185V121H186ZM239 120H240L241 123H242L241 125H240V121H239ZM120 121H121L122 123H121ZM123 121H124V120H123ZM180 121H179V122H180ZM187 121H186V122H187ZM208 121H210V120H208ZM118 122H119V123H118ZM154 122H155L156 124H155ZM161 122H162V123H161ZM167 122H169V123L167 124ZM227 122H228V121H227ZM238 122H239V124H238ZM117 123H118V124H117ZM157 123H159V124H157ZM172 123H173V124H172ZM261 123L263 124L262 119H261ZM261 123L259 122L258 124L260 125ZM123 124H124V125H123ZM129 124H130V123H129ZM129 124H128V125H129ZM153 124H151V125H153ZM162 124H164V125H162ZM170 124H171V126H170ZM174 124H175V125H174ZM179 124L181 125V127H180V128H177L178 126H180ZM185 124H186V123H185ZM189 124H190V123H189ZM196 124H197V125H196ZM237 124H238V125H237ZM122 125H123V126H122ZM156 125H158L159 127L156 126ZM168 125H169V126H168ZM193 125H194V124H193ZM242 125H244L245 127L243 128ZM70 126H71V125H70ZM73 126H74V125H73ZM73 126H72V127H73ZM155 126H156V127H155ZM163 126H166V127L163 128ZM176 126H177V127H176ZM183 126H184V127H183ZM226 126H229V124L227 123ZM238 126L241 127V132H240V130L238 129V128H239ZM247 126H248V125H247ZM261 126H262V127H261ZM261 126H260L261 128H258V131H260V130L264 127V125H261ZM72 127H71V128L69 127V128L71 129V130H69V131H72ZM74 127H75V126H74ZM74 127H73V128H74ZM132 127H133V131H135V130H134V125H133ZM149 127H150V126H149ZM157 127H158L159 129H158ZM169 127H171V129H170ZM173 127H174V128H173ZM182 127H183L186 131L184 130V131L182 132V130H183V129H181ZM69 128H68V129H69ZM117 128H118V129H117ZM121 128H122V129H121ZM162 128H163V129H162ZM166 128H167V130H166ZM175 128H176V129H175ZM194 128H195V130H194ZM199 128H200V129H199ZM242 128H243V129H242ZM74 129H75V128H74ZM74 129H73V130H74ZM124 129H125V131L123 132ZM169 129H170L171 131H170ZM173 129H175V131H174ZM177 129H178V130H177ZM187 129H188V130H187ZM198 129H199V130H198ZM207 129H208V130L210 129L211 131H210V130L208 131ZM212 129H214V130H216V131H214V133H213V130H212ZM220 129H221V131H220ZM229 129H230V130L232 129L231 132H230ZM247 129H249V127H248ZM247 129H246V130H247ZM250 129H251V128H250ZM250 129H249V130H250ZM116 130H117V131H116ZM138 130H139V129H138ZM157 130H159V131H157ZM162 130H163V132H164V131H165V132L167 131L168 133L164 134V133H165V132H164V133H163V134L165 135V136H164V135H162ZM172 130H173V132H172ZM218 130H219L220 132H219ZM223 130H224V131H223ZM228 130H229V131H228ZM246 130H244L245 133H246L245 136H248V134H251L252 130H251V132H249L248 134H247V131H246ZM249 130H248V131H249ZM263 130H264V129H263ZM118 131H120V132H119V133H120V135H119V136H120V139H119V136L117 137V135L119 134ZM133 131L131 130V132H133ZM156 131H157L158 133H157ZM191 131H192V132H191ZM207 131H208V132H207ZM115 132H116V134H115ZM125 132H126V133H125ZM137 132H139V131H135V133H137ZM160 132H161V133H160ZM174 132H175V133H174ZM222 132H223V134H222ZM232 132H233V133H232ZM238 132H239V133H238ZM253 132H254V131H253ZM123 133H125V134H123ZM129 133H130V132H129ZM153 133H151L150 135L152 136ZM185 133H186V136L183 135V134H185ZM188 133H189V134H190V133H192V134L194 133V134H193V135L190 134V135H191V136H190ZM203 133H208V135L211 136V137H210L211 139L209 138L210 141H207V143L204 142V141H203L204 143L201 142L202 140H201L200 138H202ZM218 133H219V134H218ZM240 133H241V136H242V137L240 136ZM1 134H2V133H1ZM1 134H0V137H2ZM130 134H131V133H130ZM140 134H141V133H140ZM147 134H148V133H147ZM167 134H171V135H169V137H168ZM210 134H211V135H210ZM214 134H215V135H214ZM225 134H226V135H225ZM235 134H239L240 137H237L238 135H235ZM62 135H63V134H62ZM132 135H134V133H133ZM132 135H131V136H132ZM150 135H149V136H150ZM173 135H175V136H173ZM179 135H180V137H179ZM181 135H182L184 138H188V139H189L190 137L192 138V136H194V138H192V142H191V143H193V139H194V142H195V138H196V137H197V138L200 137V138H199L200 140H199V139H196L195 146H193V144H192V146H191V148L193 147V149H196V148H198V147H202V148H198V150L196 149L195 151L192 152V155H193V156H194V155L196 156V154H197V157H198V155H199V157H198L197 159L193 157L194 160L192 159L191 162H189V165L186 164V165H188V168H187V166H185V164H184V162L186 161V158H185L184 156H183V158H185V159L182 158V160H184V162H183L182 164H181V162H180V161H182V160H180V158H181V156H182L181 154H184V152L182 151L184 148H182V150H179V148L185 145L186 149L188 150V148L190 147V146L187 147V144H185V143L183 142V141H185V139H183V141H182L181 143L179 142V139H182ZM196 135H197V136H196ZM217 135H218V136H217ZM227 135H228V136H231V137H228V139L230 138L229 141L231 142V144H230V142H229L228 139H227ZM254 135H255V134H254ZM111 136H112V134H111ZM121 136H123V137H121ZM126 136H128V135H126ZM131 136H129V137H131ZM144 136H145V135H144ZM144 136H143V138H144ZM153 136L151 137V139H154ZM158 136H160V137L158 138ZM166 136H167V137H166ZM212 136H214V137H212ZM215 136L218 137V138H216ZM221 136H222V137H221ZM224 136H225V137H224ZM65 137H66L65 140H68V139H69V138L66 136V134H65ZM65 137H64V135H63V139H64ZM132 137H133V136H132ZM165 137H166L167 139H166ZM236 137L238 138V141H236V139H235ZM134 138H135V137H134ZM148 138H150V137H147L146 139H144V141H147ZM169 138H170V139H169ZM215 138H216V139H215ZM224 138H225L226 141H224ZM232 138L234 139V142L237 143V145H236V144L233 142V144H235L236 147H235V145L232 144V141H233ZM243 138H245V142L247 141V143L249 144V146H252L251 148H250V147H249V148L247 147V150L250 149V150L253 151V150L255 149V147H256V149L254 150L255 152L253 153V155H255V153H256V154L258 155V156H256V158H257V157L260 158V159H256V161H258V160H259V161H262V160H263V158H261V157H262V155H261L262 152L260 151L261 148H259V146L257 145L258 143H257L256 141H255V142L253 141V143H254V144H253V143L251 142L252 139H249V137H247L248 139H247L246 137H243ZM250 138H253V139H254L253 136H252V137L250 136ZM255 138L259 139L257 136H255ZM112 139H113V138H112ZM214 139H215V141H214ZM231 139H232V141H231ZM1 141H3V139H1ZM123 141H122V142H123ZM172 141H174V143L177 141L176 144H177V147H178V148H175L176 146H175V144H174ZM197 141H198V143H197ZM212 141H213V144L211 143ZM217 141H218L219 144L217 143ZM227 141H228L229 143H228ZM259 141H260V139H259ZM159 142H160V143H159ZM168 142H169V143H168ZM171 142H172V143H171ZM178 142H179V143H178ZM188 142H190V139H189ZM208 142H209V144H211V146H212V150L210 151L211 153H210V154L208 153V155H212V156L209 157V159H210V160H211V159H214V161L212 160L211 162H210V160L208 159V155H205V156L203 155V156H202V153L206 152V150H207V149L204 147V144H207V145H208ZM249 142H250V143H249ZM183 143H184V145H183ZM227 143H228V144H227ZM251 143H252L253 145H252ZM255 143H256L257 146L255 145ZM143 144H145V145H143ZM173 144H174V145H173ZM181 144H182V145H181ZM189 144H190V143H189ZM189 144H188V145H189ZM214 144H217V146L214 145ZM250 144H251V145H250ZM1 145H2V142H1ZM1 145H0V146H1ZM141 145H143L142 148H141ZM146 145H148V147H147ZM179 145H181V146L179 147ZM231 145H232V146H231ZM254 145H255V147H254ZM3 146H4V145H3ZM144 146H145V148H144ZM208 146H209V145H208ZM214 146H215V147H214ZM245 146H246V145H245ZM247 146H248V145H247ZM6 147H7V146H6ZM8 147H11V146H8ZM129 147L131 148L130 151H132V149H134V152H132V154L135 153L134 155L130 154L131 152H129V149H130ZM136 147H137V148H140V149H142V150H137V149H135ZM154 147H155V148H154ZM160 147H161V148H160ZM172 147H173V148H172ZM224 147H226V148H224ZM253 147H254V148H253ZM257 147H258V150H259L260 152L257 150ZM146 148H147V149H146ZM158 148H159V149H158ZM240 148H241V147H240ZM3 149H4V147H3ZM3 149H1V150H3ZM154 149H155V150H154ZM160 149H161V150H160ZM172 149H175V151L172 150ZM180 149H181V148H180ZM205 149H206V150H205ZM1 150H0V151H1ZM146 150L149 152L148 154L146 153V152H147ZM176 150H177V151H176ZM202 150H203V151H202ZM245 150H246V149H245ZM245 150H244V151H245ZM250 150H249V152H250ZM139 151H141V152L144 151L145 153L143 152V155H142L141 152H139ZM153 151H154V152H153ZM159 151H160V152H159ZM167 151H168V152H167ZM170 151H171L172 154L170 153ZM235 151H236V149H235ZM240 151H241V152H240ZM244 151L240 149L239 151H237L236 154L239 153V155H241V156L244 158V155H245V157L248 155L246 152L244 153ZM121 152H122V153H121ZM124 152H125V151H124ZM136 152H137V155H140V157L136 155ZM138 152H139V153H138ZM157 152H158V153H157ZM174 152H175V153L179 152L181 156H180V155H178V156H179L180 158H179L176 154H175V155H176V158H178V159H176L174 156H173V158H172V155H174ZM181 152H182V153H181ZM194 152H195L196 154H195ZM199 152H200V153H199ZM233 152H234V151H232V153H233ZM242 152H243V153H242ZM117 153H118L119 155H118ZM120 153H121V154H120ZM153 153H157L158 155H157V154H156V155H157V157H159V158H157V157L155 158V156L153 155ZM159 153H160V154H159ZM161 153H166L167 157H166V155L162 154L163 157H164V159H163L162 156H161ZM179 153H178V154H179ZM185 153H186V150H185ZM251 153H252V152H250V154H251ZM259 153H260V154H259ZM0 154L2 155L3 153L1 152ZM128 154H129V155H128ZM145 154H147V155H151V154H152L151 156H149V160H147L148 157H146ZM234 154H235V153H233V155H231V156H233V158L236 160ZM250 154H249V155H250ZM135 155H136V156H135ZM168 155H171V156H168ZM239 155L236 156V157H240ZM249 155H248V156H249ZM131 156H134L135 159L137 158V160H140V159H141V161L138 162V163L141 162V164L139 165V164L137 163V161H135V162L138 164V166H137V164H136V165H133V164H135V163H132V162L129 161L130 158H133V157H131ZM142 156H143V157H146V158H144L145 160H147L146 163H144L145 161L142 162V159H143ZM152 156H153V158H151ZM160 156H161V158H160ZM201 156H202V157H201ZM221 156H222V157H221ZM260 156H261V157H260ZM138 157H139V159H138ZM141 157H142V158H141ZM200 157H201V158H204V159H205V157H206V159H208V161H209L211 164L213 163V165H212L213 167H212L211 169L208 168V170L206 171L207 168H206V166H204L206 163H208V162L206 161V159H205V160H203V159L200 160L201 162H200V161H197V163H196V165H195V164H194V163L196 162L195 160H199ZM211 157H212V158H211ZM252 157L255 159V156H252ZM154 158H155L156 160L152 162L150 159L154 160ZM165 158H166V160H165ZM248 158H249V157H248ZM253 158H251V159H253ZM115 159H116V158H115ZM133 159H134V158H133ZM144 159H143V160H144ZM157 159H158L159 161H158ZM160 159H161V160H160ZM162 159H163V160H162ZM173 159H175V160H173ZM237 159L240 160L239 158H237ZM241 159H242V158H241ZM251 159H248V160L250 161ZM254 159H253V160H254ZM126 160H127V161H126ZM130 160H132V159H130ZM230 160H232L233 162H232V163H229V165H230V164H231V165L233 164V166L235 167V168L233 167V170H232V169H230V170H232L233 173L235 172V173H234L235 175H234L233 177H236L237 180L239 181V182H237V181L234 182V181H233L234 184H233V182H232L231 184H233L234 186L238 185V187H239V186H241L242 184L248 182V181H249L248 179H250V178H248V177H250V176H252V177H251L252 180H250V182H252V181L254 180V178L256 177V176H253L254 174L256 175V171L262 169V168H260V166L263 164V162H259V164H258L259 166H257V165H256L257 162H256V161H253L254 163H255V162H256V163H255V164L252 163L253 165L250 164V165H252L251 168H250L249 165L246 166V164H247V159H243V160H246V161H244V163H246V164H245V165L243 164L242 167H244V168H245V167H246V168L249 167V168H247V170L249 169V172H250V173H252V172L255 171L254 174L252 173V174L250 175V173L246 170V171H247V174H246V173H245L246 171H245L244 168H240L241 166H239L238 164H237V165L239 166V168L236 167V166L234 165V164H236V163H235V160H233V159H230ZM150 161H151L152 163H150ZM160 161H161V163H160ZM170 161H171V162H170ZM178 161H179L180 163H179ZM194 161H195V162H194ZM203 161H205V164L203 163ZM251 161H252V160H251ZM251 161H250V162H251ZM128 162H130V164H129ZM148 162H149V163H148ZM166 162H167V164H170L171 166H170V167H169V166H168V167L164 166V165H167ZM199 162H200V163H203L202 165H203L204 168H205L206 174H209V173H210L211 175H207V176H206L204 173H203V176L201 175V171H200V169H201L202 167L200 168V166H202V165H201ZM214 162L217 163L218 166H217V165L214 166V165H215ZM240 162H241V161H240ZM250 162H249V163H250ZM127 163H128L129 165H128ZM143 163H144L145 165H147V167H149V169L146 168L145 165H144ZM157 163H158V164H157ZM175 163H176V164H175ZM210 163H208L207 166H208ZM249 163H248V164H249ZM114 164H113V165H114ZM148 164H149V165H148ZM151 164H153V165H151ZM162 164H163V165H162ZM177 164H178V165H177ZM241 164H242V163H241ZM141 165H142V167H140ZM143 165H144V166H143ZM159 165H160V166L162 165V167H159ZM219 165H220V167H219ZM231 165H230V166H231ZM254 165H255V167H254ZM128 166H129V167H128ZM134 166H135V168H133ZM150 166H153V167H152V170H150ZM163 166H164V168H163ZM184 166H185L187 169H186ZM189 166H190V167H189ZM114 167H115V165H114ZM114 167H113V169H114ZM117 167H115V169H116ZM137 167H138L139 169L141 168V171H143V173H141V172H138V173H137L136 171H139V169H138ZM155 167H157V168H159V169L162 168L163 171H162V169H161L160 171H161L162 175H164V176H162L161 174H158V176H157V178H156L157 180L153 177V173H152V172H155V175H157V173H160V172H159V170H158L157 168H156V170H158V172H156V170L154 169ZM165 167H166L167 169L169 168L168 170L166 169V170L168 171L167 174H166V172H165ZM179 167H181V168L179 169ZM183 167H184L187 171H186L185 169H183ZM262 167H263V166H262ZM125 168H127V169H125ZM170 168H171V170H170ZM230 168H232V167H230ZM237 168H238V169H237ZM253 168L256 169V170H254ZM258 168H259V169H258ZM54 169H55V168H54ZM56 169H57V168H56ZM56 169H55V170L52 169L53 173L56 172ZM111 169H112V168H111ZM113 169H112V171H114ZM132 169H133V170H132ZM135 169H136V170H135ZM137 169H138V170H137ZM172 169H173V170H172ZM176 169H177V170H176ZM181 169L184 171V174H185L186 172H188V171H189V172L186 173L187 175H186V174L184 175V174H183V171H181ZM190 169H192V170H190ZM242 169H244V170H242ZM250 169H252V170L250 171ZM134 170H135V171H134ZM153 170H154V171H153ZM174 170L177 171V173H179V174H177ZM213 170H212V171H213ZM235 170H236V171H235ZM238 170H240V171H238ZM241 170H242V171H241ZM253 170H254V171H253ZM79 171H80V170H79ZM128 171H129V173H128ZM145 171L147 172V174H146V175H143V174L145 173ZM169 171H172V172H169ZM180 171H181V172H180ZM205 171H203V172H205ZM212 171H211V172H212ZM260 171H261V170H260ZM260 171H259V172H260ZM262 171H263V169H262ZM262 171H261V173L264 172V171H263V172H262ZM47 172H50V171H47ZM47 172H46L47 176L45 177V179H41V180H46V179L48 180V178H49V174H48ZM163 172H164V173H163ZM207 172H209V173H207ZM215 172H216V173H215ZM59 173H60V172H59ZM122 173H123V174H122ZM172 173H173V175H172ZM248 173H249V175H248ZM139 174L142 175V177H143V176H144V177H143L142 179H139V176H140ZM170 174H171V175H170ZM212 174H213V175H212ZM239 174H240V175H239ZM245 174L247 175V177L245 176ZM59 175H60V177H62L63 174H59ZM111 175H112V174H111ZM136 175H139V176L136 178ZM147 175H148V176H147ZM155 175H154V176H155ZM165 175H166V176H165ZM168 175H169V176H168ZM175 175H176V177H175ZM188 175H189V176H188ZM214 175H215V176H214ZM238 175H239V176H238ZM74 176H75V175H74ZM145 176L148 177L149 180H146L147 178H145ZM149 176H150V178H149ZM167 176L170 177V178H167ZM180 176H181V177H182V176H184V177L186 176V177H185V178L183 177V178L181 179ZM194 176H196V181H197V182H196L195 179H194L195 184L197 183L196 185H198L200 188H202V190H203V187H204V191H203V192H204V194H203L204 196H202V193H201V195L199 194L200 196H198V193H199V192L197 193V191H196V192L193 191L192 188L195 187L196 185H195L194 183L191 184V182H193V179L191 180V179H188L187 177L195 178ZM199 176H200V178H198ZM201 176H202V177H201ZM241 176H242V177H241ZM63 177H65V176L63 175ZM76 177H77V180H78V178H80V179H79V184H80L81 181H83L85 184L81 182V184H84V186L81 185V186H83V189H80L81 186L79 187V186L76 185V184H78V182L75 181L76 179L74 180V179H73V176H72V177H68V180L70 179V181H72L73 184H74V182H75L74 186L76 185L77 188L79 187V189L73 187L72 183H71L70 181H68V180H67V182L65 183V184H67V185H68L69 183L72 185V186H70V187H71L70 189H74V188L76 189L75 192H71V193H74V194L72 195V197H73V196H74V197H73V199H71V201H72V202H74V201H75V202L78 201V200H76V199H78V195H79V198H80V197H82L83 199H84V197H85V199L88 198L87 201L85 200L86 202L83 201V203L85 202V204L87 205V204H89V203H87V202H90V201H91V200H89L90 197L92 196V195L90 196V193H92L93 191L96 190L95 188H94V190H93V188H91V186L93 187V185H91V184H94V182H95V184H94V187H95V186H96V183H98V182H96V181H100V180H97V178H95L96 175H95L94 177H93V176H89V177H91L92 181H91V179L87 176V178H88V179L86 178V179L88 180L87 183H88V182H89V183L92 182V183H90L91 186H90V188H89V187H88V184L86 183L85 178H83V177H79V174H78ZM76 177H75V178H76ZM97 177H98L99 179H101V177H99V176H97ZM111 177H112V176H111ZM161 177H160V178H161ZM213 177H212V178H213ZM245 177H246V179H245ZM263 177H264V176H263ZM56 178H57V177H56ZM81 178H83L84 180H81ZM140 178H141V177H140ZM160 178H159V179H160ZM186 178H187L188 180H187ZM201 178H202L203 180H202ZM242 178H244V179H242ZM65 179H67V177L64 178V180H63V179H61V180L59 179V180H57V181H60V182H61L62 180H63V181H66ZM108 179H107V183H110V181H108ZM134 179H133V181H134ZM137 179H138V181H139V180H140V181H141V180L143 181V179H144L143 182H144V183L146 182V184H145L146 186H145V187H146V188L148 187L147 190L149 189V186H150V187L153 186V187H152V190L149 191V192H151V194H150L149 192L146 191V192H147L146 194L149 193L148 195H151V196H148V195H147L148 198H147V196L144 197V196L146 195V194L144 195V191L146 190V188H145L144 190H142L141 187H140L141 183H140V181L138 182ZM161 179H162V178H161ZM168 179H169V180H168ZM170 179H171V180H170ZM180 179H181V180H180ZM183 179H185V181L187 180V181H186L187 183H186ZM240 179L245 180L246 182H243V181L240 180ZM95 180H96V181H95ZM145 180H146V181H145ZM166 180H168V182L171 181L173 184L166 182ZM189 180H191V181L189 182ZM201 180H202V181H201ZM213 180L215 181V179H213ZM234 180H235V179H234ZM247 180H248V181H247ZM57 181H56V185H57ZM93 181H94V182H93ZM161 181H162V182H161ZM174 181H175V183H174ZM182 181L184 182V185H183V182H182ZM203 181H204V182H203ZM222 181H223V180H221L220 183H223ZM4 182H5V181H4ZM4 182H3V181L0 182V185H1V184H2V185L6 184V183H4ZM6 182H7V180H6ZM33 182H34V181H33ZM60 182L58 183V185L61 184ZM76 182H77V183H76ZM188 182H189L191 185L194 184V186H192L191 189H192L193 193H194V194H197V195H194L193 193H191L192 191H191V189H190V186H189L190 184H189ZM209 182H210V180H209ZM212 182H213V181L211 180V182H210L209 184H212V185H213ZM215 182H216V181H215ZM8 183L10 184V182H8ZM8 183H7V184H8ZM34 183H35V182H34ZM41 183H42V181H41ZM43 183H44V181H43ZM100 183L102 184L103 182H100ZM105 183H106V182H105ZM105 183H103L104 186L106 185ZM111 183H110V184H107V185H109L108 188H107V186H105V188H104V186H103L102 188H104V189H102V188H100L101 185H99L100 187H99V186L96 187V188L99 187V189H97L98 191H95V192H94L93 198H95L94 196H95L96 194H98V195L101 194V195H100V197H99L100 199L96 197V199H97V203H95L96 205H95V204L93 205V202L91 203L92 206H98V204H100V202H102V204H104V203L106 202L105 205H107L108 203L110 204V202H112V200H113V199H111V198H112V194H111V196H110V199H109V197H108V199H107V197H106V198L104 197V196H107L108 194L110 195V193H107V191H108L109 188L111 189V186H110ZM144 183H142V184H144ZM148 183H149V184H148ZM216 183H217V182H216ZM216 183H214V184L216 185ZM235 183H236V184H235ZM79 184H78V185H79ZM86 184H87V185H86ZM136 184H139V185H136ZM170 184H171V185H170ZM187 184H189V185H188L189 187L187 186ZM201 184H202V186H201ZM207 184H208V183H207ZM2 185H1V186H2ZM40 185H41V184H40ZM45 185H46V184H45ZM54 185H55V184H54ZM58 185H57L56 187H55V186L53 187L54 190H57V189H58V190H61V189L65 186V185H62V184H61L62 186H59V187H58ZM67 185H66V186H67ZM85 185H86V186H85ZM97 185H98V184H97ZM124 185H126V186H124ZM147 185H149V186H147ZM157 185H158V186H157ZM215 185H214V187H217V186H215ZM233 185L231 186V188L234 187ZM1 186H0V187H1ZM26 186H27V187H26ZM26 186H25V188H23V189H25V190H23V191L21 190V191L17 194V196H22V195L25 196V198H23L24 200L22 201L24 206L22 205L23 207L21 206V209H23V208L25 207L24 209L27 208V210H22V211L24 212V213H23V212H21V210L19 209L18 212H19V213H23V214H20V215H19L21 218H23V222L21 221V225H20V226H21V229L27 227L26 229L28 230V228L30 227L31 230H30V228H29L30 231H28V234H27V230H26V229L24 230V231L26 232V233H25L26 236L22 235V234H24V233H22V234H18V235H21V238H22V236H24V237H23L24 239H23V238L21 239V238H19L18 235H17V236L15 235V234H16V231L19 232V229H20V228H19L20 221H19V223H17V222H18V220L16 219L17 216L15 217V213L17 214V212H15V211H17L16 209H17V207L19 208V206H16V208L13 206V203H14V202H13V199H12V198H13V197H12L13 195H11L12 192H8L10 195H9L8 193H6V194H7L6 196L8 197V199H7L8 201L5 202V205H7L8 208H9V207H12L11 209L15 208V210H14V211H13V210L10 211V210L7 208V206H6L5 211H4V209H3V211H0V212H2V213H0V255H1V257H0V259H1V260H0V263H1V264H63V263L65 264V262H66V264H67L68 261H69V264H71V262H72V264H77V263L79 264L80 262H78V261H79L78 259H79V258L82 259V256H83V255L81 254V251H82V253H84L83 250H86V249H87V250L90 251V250H93V249H91L92 247H93V248H96V246L98 247V249H97L98 252H97V251H93V254L88 253L89 256H86V258L88 257V259H89L91 256H93V257L90 258V259H92V258H94L95 256H97V254H99V256H101V258H102L103 256H104V257H107V256H108L107 259H110L111 257L109 258V255H108V253L106 254V252H108V251H111V252H112V251L114 250V251H113V254H114V253H116V254H114V255H110V256H112V258H113V257L115 258V257L117 256V257L115 258V260H116L117 258H119V259H117V260H120V259H121L120 261H122V263H124L125 261L123 262V259H124V258H122V257L124 256V252H127V251H128V250H126V249H128V248L131 249V248H132V250L136 251L135 253H137V249H135V248L133 249V247H134L133 244H134V242H136V241H134V240H129V239H127L126 236L130 237V236H132V235H134V234L137 236V234H138L139 232H140L141 234L145 233V234H143V235H145V236H141V237L139 236L140 239L143 238V237H144V238H147V237L150 235L149 238L156 239V240H155V241H156L155 246H156L157 242H158L157 246H159V247L162 246L164 250L169 246L170 248H169V247H168L169 249L167 248L169 252H167V249H166V250H165L166 252H165L164 254L166 255V253H169V255H168V254H167V255L170 257V256H172V253H173V252H172V251H173L172 248L175 249V245L173 244V246H172V244H171L172 241H171V240H170V244H168V240H167L168 237L171 236L172 234L177 235V233L179 232L180 227H182V226H181V222H182L181 219L183 218V222H184V220L186 219V217L189 215L188 213L191 212L192 209H193V211H195V208L192 206L193 203L191 202L192 205H191V204L188 205V206H189V209H188V210L186 209L187 212H186L185 210L182 212V210L184 209V206H185L186 208H188L186 204H187V202H189V201H187L186 204H183V203H182V204H183V207H182V208L180 207L181 209L179 208V211H180V210H181V211H180L179 213H177L176 209L178 210V207H179V206H182V205H181V204H180V205L178 204V201L176 200V198H175L174 195H173L174 197H173V196H172V197L169 196L168 198H164V199H163V198H162V199L159 198L160 200H166V201H169L168 204H171V205H167L166 202H162V201H161V203H160L159 201H156L155 203L151 201V202L153 203V204L150 206V207H151V208H150V209H151V215L155 216V220H156V221L154 220V217H153V216L149 215V217H151V218L154 220V223L152 222L153 220H151L150 218L148 219V222H147V218H146V216H144V214L147 215V213H144V214L142 213V214H143L142 216H141L140 214H138L137 219H136V217H135L134 215H132V216L135 217V218L130 217V215H129V217H128V215L126 216V217L128 218V220L130 219L129 221H131V220L133 219L132 222H130V223H132V224H131L132 226H133V224H134V226H133L132 228L136 227V228H134L133 230L136 229V230H138L139 232H138V231H135V233H134L133 231L131 232L130 229H132V228H130V227H131V226H130L128 230H130L129 233L131 232L132 234H131V235H130V234L128 235V232L125 231V232H126V234L124 233L125 236H122V237H121V235L117 232V231H119V229L116 231V232L118 233V234H117V233L115 232L116 227H114L115 224L118 226L117 222H119V219H117V222H116V221H115L116 218H114V222H115V223H112V224H114V225L111 226L112 228L114 227V230H113L112 228H109V226H110L111 224H110V225H109V223L106 224V227L108 226V227H107L108 231L111 230V233H112V232H115V233L117 234V236L120 235L121 238L126 237V239L124 238V241H126V242H128L127 240H129V242L126 243V244L124 245V246H125V249H124V248H121L122 250H119V249L117 248V247L121 246V243H120V242L122 241V243L124 244V241L121 239V241L117 243V241H119V240L117 239L118 237L115 236L116 234H114V233L111 234V235H113V236H111L110 234H109V235L112 237V241L110 240L111 242H113V240L116 239V240H115V241H116L115 244L117 243L116 245H115L114 243H111V242L109 241V238L106 240V237H109V236H108V233H109V232L107 231V229H106L105 227H103V234H105V233L107 234V236H105V240L107 241L106 243H108V241H109L110 243H108V244L111 245V246L109 247V245L107 244L106 247H109V248L107 249V251H105V249H106L105 245H104V247H105V248H104L103 246H101L102 242H101V244H100V240H101V239H102L101 241H103V243L105 242V241L103 240L104 237L102 236V238H101V237L99 238V236H98L99 233H98V231H97V233H98V234H97V236H98V240L95 241V239H97V238L93 237V236H94L93 233L91 234V232H94V231L96 232L97 229H101V227H102V223H101V221H99L100 224H97V222L94 223L95 220L93 221V219H92V221H93V222H92V221H91V217H92V216H90L89 212H88V213H87V212H82L83 218H81V216L79 215V214H81V213H77L78 215L74 214L75 216H73V219H74V220H75V218H76V222H77V224H78L79 222H81V221L84 219V221H82V224H84V225L86 224L87 228H86V227H85V228H86L87 231L89 230V229H88V226H89V228H92V229H93V227L96 228V225H97L96 230L93 231V230L91 229V230H89V232H90V231H91V232H90V233H87L86 230H85V228H82V230H81V226H82V224H81V225L79 224V225H80V227H79V226H76V222H75V223H73V222H72V223H70V222H67V223H66V221L64 222L63 219H62V220H63V223H64V224L62 223V220H61V222L59 221L60 219L57 220V222H60V223H61V224L59 223V224L61 225V228H60V225H59V227L56 226V227H58V229L60 228V229L58 230V229L55 227V225L53 226V224L56 223V219H57V217L55 218V223H54V220L51 221L50 218H51V217L53 218V214H49V213H50V209H48V208H50V207H48V205H46L47 207H44V205H43L41 209H38V208H37V210H38L37 212H42V213L44 214V216L46 215L45 217H48V216L51 215V217H48L47 220H46V218H43L44 216L41 217V216H40V213H37V212L34 213V212H32L33 209H32V211H31V210L28 211L29 204L32 205V204H31L32 201L30 200V198H32L33 202H34V200H35L36 198H35V197H32L31 195H29V193H28L29 191L27 192V190H28L30 187H29V185H26ZM41 186H42V185H41ZM41 186H40V187H41ZM47 186H48V185H46V186H44V187L42 186L43 188L41 187V189H44V188L47 187ZM66 186H65V187H66ZM120 186H117V185H116V188H117V187H120ZM143 186H144V185H142V187H143ZM205 186H207V188H206ZM28 187H29V188H28ZM72 187H73V188H72ZM85 187H87L88 189H92L93 191H92V192H90L91 190L86 191V190H84V189H86ZM123 187H125L126 190H125V188H123ZM139 187H140V190H139V192H138L137 190L139 189ZM178 187H175V191L177 190L176 188H178ZM187 187H188L189 189H188ZM196 187H197V186H196ZM131 188H133V191H134L133 193H132ZM235 188H236V187H235ZM110 189H109V191H110ZM136 189H137V190H136ZM210 189H211V190H212V189L214 190L215 196L217 195L216 197H214V198L212 197L213 194H214L213 192H212V196H211V193H210L211 190H210ZM233 189H234V188H233ZM233 189H231V191H230V194H233V193H231V192H234V195H232V197L229 196L228 194H226L227 197L231 199V200H229V201H227V202H230V201L233 202V196H234V199L237 197V198L235 199L236 201L234 200V202H237V199H238V202H239V200H240V198H241V197L238 198L239 195L236 196V195H237V194H236L237 191L234 189V190L236 191V192H235ZM236 189H237V188H236ZM54 190H53V191H54ZM77 190H78V191H77ZM102 190H103V192H102ZM112 190H111V191H112ZM141 190H142V191H141ZM173 190H174V189H173ZM208 190H209V192H208ZM11 191H12V190H11ZM25 191H26V193H24ZM105 191H106V192H105ZM109 191H108V192H109ZM158 191H159V190H158ZM190 191H191V192H190ZM206 191H207V192H206ZM87 192H90V193H88V196L86 197ZM97 192H99V193H97ZM172 192H174V191H172ZM200 192H202V191L200 190ZM222 192H223V194H222ZM78 193H79V194H78ZM81 193H84V194L86 193V194L83 195V194H81ZM103 193H106V195H104ZM135 193H136V194H135ZM141 193H142L143 195H142ZM158 193H159V192H158ZM185 193H187V194L190 193V195H186ZM27 194H28V195H27ZM75 194H76V195H75ZM125 194H124V196H126ZM140 194H141V195H140ZM205 194H207V196H206ZM8 195H9V196H8ZM81 195H82V196H81ZM109 195H108V196H109ZM134 195H135L136 197H135ZM208 195H209V197H208ZM10 196H11V197H10ZM26 196H27V197H26ZM37 196H39V195H37ZM37 196H36V197H37ZM62 196H63V200H64L65 203H67V201H68L70 198H72L71 196H69L70 198H69L68 200L65 201V199L68 198V197H67L68 195H67V194H65V195H61V198H62ZM64 196H65V197H64ZM75 196H77V198H76ZM124 196H123V197H124ZM133 196L135 197V199H136V198H139V197H137V196H140L142 199L145 198L146 200L144 199V201H143V200L140 198V199H139L140 203H141V202H142V203L144 202V203H143L142 205H141L140 203L137 204V202H138V201L136 202L137 199H136V200H134V199L132 200ZM195 196H196V197H195ZM201 196H202L203 199L201 198ZM205 196H206L208 199L211 198V200H210V199H209V200H210L211 202H213L212 204H213L214 206H213L212 204H210V205H211L210 207H209V206H208V207H205V206L209 205V203H210V201H209L208 199H207V200H208L209 202L206 201V198L204 199ZM66 197H67V198H66ZM101 197H102V199L105 198L106 200H105V201H102V200H101ZM116 197H115V199H116ZM128 197H126V198H124V199H127ZM143 197H144V198H143ZM170 197H171V198H170ZM199 197H200V198H199ZM33 198H35V199H33ZM39 198H40V196L37 197V199H38V200H41V202H42V201H43L44 203H47V202H48V199H46V198H43V197H41L42 199H39ZM64 198H65V199H64ZM75 198H76V199H75ZM169 198H170V199H169ZM173 198H174V199H173ZM215 198H216L217 200H216ZM28 199H29V200H28ZM37 199H36V203L38 202ZM83 199H81V200H83ZM96 199H95V201H96ZM187 199H185V201H186ZM196 199H197V200H196ZM201 199H202V200H201ZM212 199H213V200H212ZM214 199H215V201H214ZM73 200H74V201H73ZM117 200H118V197H117ZM157 200H158V199H157ZM170 200H171V201H170ZM172 200H174V202H175V200H176L177 203L175 202V205L178 204V205H177L178 207L176 206L175 209L173 208V206H175V205L172 203V202H173ZM199 200H201V201H199ZM241 200H242V199H241ZM30 201H31V202H30ZM69 201H70V200H69ZM79 201H80V200H79ZM113 201H115V200H113ZM118 201H119V200H118ZM131 201H128V202H131ZM133 201H135V202H133ZM185 201H184V199H183L182 202L185 203ZM196 201H199V202H196ZM205 201H206V202H205ZM217 201H218V202H217ZM219 201L222 202V203H221V204H218V203H220ZM39 202H40V201H39ZM61 202H62V208H63V206H64L65 210H66V208H67V210H68V209H69V210H72V207H71V209H70V208H68V206L65 207V205H63L64 202L62 201V199H61ZM72 202H70V204H73ZM80 202H81V201H80ZM103 202H104V203H103ZM145 202L147 203L148 206H147V205L144 206V204H146ZM158 202H159V203H158ZM201 202L203 203V205H204V204H207V205H205V206L203 207V206H201V204H202ZM204 202H205V203H204ZM34 203H35V202H34ZM44 203H43V204H44ZM65 203H64V204H65ZM133 203H135L136 205L133 204ZM149 203H150V202H149ZM157 203H158L159 205L156 206ZM179 203H180V202H179ZM196 203H197V204H196ZM215 203H217V205H216ZM26 204H27V205H26ZM60 204H61V203H60ZM60 204H59V205H60ZM77 204H80V203H75L76 206H77ZM127 204H128V203H127ZM163 204H164V206H163ZM172 204H173V206H172ZM232 204H233V203H232ZM237 204H238V203H237ZM14 205H15V204H14ZM66 205H69V204H66ZM91 205L89 204V205H87V207H90ZM134 205H135V206H134ZM153 205L156 206V207H155L156 209H154V208H153V209H154L155 211H157V212H154V211H153V209H152V206H153ZM165 205H166V206H165ZM26 206H27V207H26ZM76 206H75V207H76ZM78 206H80V205H78ZM78 206H77V207H78ZM84 206H85V205H84ZM84 206H83V207L81 206L80 208H82V210H84V209L86 208V206H85V207H84ZM92 206H91V207H92ZM130 206H129V208H131ZM136 206H137V207H136ZM154 206H153V207H154ZM158 206H159L160 208H159ZM162 206H163V207H162ZM168 206H169V207H168ZM198 206H199V207H198ZM217 206H218L219 208H217ZM220 206H222L223 208H221ZM242 206H243V205H242ZM43 207H44V208H43ZM134 207H135V208H134ZM146 207H147V208H146ZM170 207H171V208H170ZM190 207H192V208L190 209ZM214 207H216L217 210H216ZM260 207H261V206H259V208H260ZM263 207H264V205H263ZM39 208H40V207H39ZM60 208H61V205H60ZM80 208H78V210H79ZM117 208H118V207L116 206V208H115L114 210L116 211ZM133 208H134V209H133ZM139 208H140V209H139ZM205 208H206V209H205ZM207 208H209V209H207ZM213 208H214V209H213ZM243 208H244V211H245V209H246L245 212H247V210L249 209L248 207H245V205L243 206ZM253 208H254V207H253ZM253 208H252V209H253ZM255 208H257V207H255ZM259 208H258V209H259ZM29 209H30V208H29ZM47 209H48V210H47ZM73 209H75L74 206H73ZM137 209H139V210H137ZM157 209H158V210H157ZM197 209H196V211H197ZM202 209H203V211H202ZM212 209H213V210H212ZM218 209H219V210H218ZM258 209H256V210L253 209V211H254V210H255V211H254V213L251 212V213H252L251 215H254V214H255V216H257V215L261 214V213L259 212V213L256 215V213L260 210V209H259V210H258ZM261 209L263 210L264 208H261ZM42 210H43V211H42ZM51 210H52V208H51ZM63 210H64V209H63ZM80 210H81V209H80ZM126 210H128V209H126ZM142 210H143V208H142ZM144 210H143V211H144ZM214 210H216V211H214ZM257 210H258V211H257ZM27 211L30 212V216H32L33 213H34V214L36 215V217H38V218L40 217V218L38 219V218L34 217V216H35V215H34V216H33L34 220H33L32 217L30 218L29 213H28ZM34 211H35V210H34ZM119 211H120V210H119ZM167 211H168V214H167V215H170V216H167V215H166ZM188 211H189V212H188ZM193 211H192V212H193ZM196 211H195V212H196ZM244 211H243V213H244ZM13 212H14V214H13L14 216L12 215V217H14V218L16 219V225H14V226H17L16 228H13V226L10 225L11 222H10V223H5V222L3 223V218H4V220H5V219H7L6 217L9 218V216H10V218L8 219V222L11 221V214H12ZM26 212H27V213H26ZM31 212H32V213H31ZM145 212H146V211H145ZM147 212H148V211H147ZM174 212H175V213H174ZM192 212L190 213V215H192ZM195 212H193L192 217L194 216V213H195ZM255 212H256V213H255ZM263 212H264V211H263ZM8 213H9L10 215H9ZM36 213H37V214H36ZM45 213H46V214H45ZM60 213L62 214V212H60ZM83 213H85V215H84ZM90 213H91V215L94 214V213H92V212H90ZM148 213H149V212H148ZM156 213H157V214H160V217H159V215H158V217L156 218V216H157ZM172 213H173V214H172ZM176 213H177V214H176ZM186 213H187L188 215H186ZM211 213H209L208 215H211ZM213 213H212V214H213ZM7 214H8V216H7ZM164 214H165V215H164ZM171 214H172V216H171ZM199 214H201V215H199ZM219 214H218V215H219ZM262 214H263V213H262ZM22 215H23V216H26V217H28V218H30V219H32V220L34 221V222H32V225H33L34 227L40 225V226H41L40 229H39V227L34 229V227L32 228V227H31L32 225H29V224H28L29 226L27 225L26 227H25V224H24L23 227H22V223L26 222V220H25L26 217H22ZM37 215H38V216H37ZM87 215H89V216H87ZM136 215H137V214H136ZM161 215H164V219H165V220L168 219V221H169V223H170L171 225L167 224L168 221H167V223H164L163 217H162ZM174 215H175V216H174ZM176 215H177L178 217H177ZM182 215H183V217H182ZM196 215H195L194 217L198 218ZM5 216H6V217H5ZM19 216H18V217H19ZM76 216H77V217L80 216V217H78V219L80 218L81 220L79 219V220H80V221H79V220L77 219ZM86 216L88 217V219L86 218ZM94 216H96V215L94 214ZM140 216H141L142 218H141ZM143 216H144V217H143ZM147 216H148V215H147ZM184 216H186V217H184ZM84 217H85L86 219H85ZM89 217H90V218H89ZM121 217H122V219L125 218V217L123 218V216H121ZM166 217H167V218H166ZM189 217H190V216H189ZM189 217H187V219H188ZM192 217H190V218L193 219ZM200 217H199V218H200ZM205 217L207 218V216H205ZM205 217H204V218H205ZM224 217H225V215H224ZM24 218H25V219H24ZM28 218H27V219H28ZM117 218H120V216L117 217ZM127 218H126V219H127ZM131 218H132V219H131ZM172 218H173V220H171ZM176 218H177V220H176ZM178 218H179V219H178ZM180 218H181V219H180ZM190 218H189V220H191ZM196 218H194L195 221H196ZM201 218H200V219H201ZM225 218H226V217H225ZM37 219H38V223H39L40 220L42 221V219H43V221H44V219H45V221H49V222H50V226H51V228H50V226H49V228H47V230L50 229V231L48 232L47 230H45V231H47V233L43 232L44 229H46V227L43 226V227H44L43 230H42L41 228H42L43 223H45V222H43V221L41 222V221H40V224H37V222L35 221V220H37ZM89 219H90V220H89ZM95 219H96V218H95ZM122 219L120 218V221H121ZM161 219L163 220L162 222H161ZM194 219H193V220H194ZM226 219H227V218H226ZM24 220H25V221H24ZM74 220H73V221H74ZM77 220H78V221H77ZM96 220H97V219H96ZM124 220H125V219H124ZM124 220H123V221H124ZM140 220H141L142 222H141ZM149 220H150V222H149ZM170 220H171V222H170ZM178 220H180V221L178 222ZM193 220H191V221H193ZM202 220H203V221H202ZM202 220H201V222H200V220H199V221L197 220V222H198V225H197V226H198V228H200L199 226H201V228H203V230H205V231H204L205 233L202 231L201 228L199 229V230H200L199 233H198V232H195V233H198L199 236H198V234L196 235V234L194 233L195 238H196L197 240H199V241H197V240L194 238V236L192 235L193 230H190V232H188L189 230L186 231L188 234H190V233H191V234H190V235H184L183 239H182V238L179 239L177 236H174V237L172 236V238L170 237V238H171L172 240H174V241L177 240L176 243L180 241L179 243H177V246H178V247L181 246V247L183 248L184 246H187V247H185L184 249H182L181 247H180V248L176 247V249L178 248L179 250H178V249H177V250H176V249L174 250L175 253H173V256H174V258H172L173 261H171L172 259L169 258V257H167V256H164V257H163V252H161V251H163V249H160L159 247L156 246V251H155V248H154V249L151 248V246L154 244V243H153V242H154L153 240L151 241V239L147 238V239H144V240H140V241H138V239H137V238L135 237V235H134V238H133V236H132V238H133V239L136 238L137 241H138V244L140 243L139 246L137 245L138 249H139L141 246H143V247H141V248H143L144 250L140 248V249H141V252H140V253L138 252V254H135L133 251H131V254L134 253V255H136V256H134L135 259H134L133 257H132V259H131V257L129 256V258H130L131 260L128 259V257H127L128 255H127V253H125V254H126L125 258L127 259V260H126L127 263L125 262V264H150L151 262H152L151 264H165V263H166V264H168V263H169V264H170V263L173 264L174 261H175V262L178 261L177 258L179 259V257H180V258L182 257V255L180 256L181 253L184 255L183 258H186V259L189 260V261L186 260V259L183 260V258H181L182 262H183V261H187V263L189 262L188 264H190V263H191V264H197L198 260H199L200 262L202 261V263H204V264H208V263L210 264V262H211V264H212L215 260H217L216 262H218V259L222 256V253H221L222 251H219L218 248H214V247H213V246L216 247V245H214V244H210V243H209V241L212 240V238L210 237V235H211V233L214 231V230H212V229L216 226V225H215L216 223H215V222H210V221H209L210 224H208L209 222H208L207 220H205V219H203V218H202ZM204 220L207 221V222H206L207 224L205 223ZM28 221H29V219H28ZM28 221H27V222H28ZM133 221H136V222H133ZM137 221H138V222H137ZM139 221H140V222H139ZM158 221H159L160 223H159V226H157L158 224L156 225V226H157V231H158V232L162 231L163 234L158 233L157 231H155V230H156V228H155L156 226H154V225H155V223H158ZM186 221H188V220H185V222H186ZM29 222H30V221H29ZM35 222H36V223H35ZM52 222H53V224L51 225ZM112 222H113V221H112ZM172 222L174 223V225L176 224L175 222H177V224H180V226L178 225V226H176V228H175V226L173 227ZM12 223H15V221H12ZM12 223H11V224H12ZM30 223H31V222H30ZM34 223H35V224H34ZM46 223H47V222H46ZM68 223H69V225H68ZM123 223H124V222H123ZM130 223H129V224H130ZM142 223H147V224H149V225H150V223H151L152 226H153L154 228H152V226H150L151 229L149 230V228L144 227V226L142 225ZM162 223H163V225H162ZM199 223H201V224L204 223V225H201V224H199ZM41 224H42V225H41ZM56 224H57V223H56ZM89 224H92V225H95V224H96V225H95V226H92V225H89ZM124 224H125V223H124ZM126 224H127V222H126ZM126 224L123 225V226H127ZM160 224H161V226H162L161 228H159V227H160ZM164 224H165V225H164ZM166 224H167V227H166ZM213 224H214L215 226L212 228L211 226H212ZM9 225H10V228H11V229H12V228L14 229V231H13L14 234H13L12 232H10V231H12V230H6V229L9 228ZM98 225H101V226L98 227ZM104 225H105V224H103V226H104ZM119 225H120V226H118V227L120 228V227H121V224H119ZM135 225H136V226H135ZM137 225L140 226V227L142 226V228L144 229V230H142V231H144V232L140 231L141 229H139L140 227L137 228V227H138ZM168 225H169V226H168ZM206 225H207V227H206ZM209 225H211V226H209ZM46 226H47V224H46ZM163 226H164V228H163ZM170 226H171V227H170ZM197 226H196V227H197ZM203 226L205 227V229H204ZM208 226L211 227V228H209V231L206 230V229H208ZM53 227H55V228H53ZM82 227H84V226H82ZM165 227H166V228H165ZM194 227H195V226H194ZM196 227H195V228H196ZM10 228H9V229H10ZM18 228H19V229H18ZM52 228H53V229H52ZM77 228H78V229H77ZM79 228H80V230H79ZM124 228H125V227H124ZM124 228H123V229H124ZM15 229H17V230H15ZM21 229H20V231H21ZM32 229H33V230H32ZM37 229L40 230V231L42 230V232H41V233H40V231H39V232H38V231L35 232V230H37ZM83 229H84L85 231H84L83 233H81V232L83 231ZM154 229H155V230H154ZM158 229H160V230H158ZM166 229H168V230L165 231V232H166V233H165L164 230H166ZM169 229H170V230H169ZM177 229H178V230H177ZM196 229H197V228H196ZM214 229H215V228H214ZM53 230H54V231H55V230H58V231H59V232H58V233H59L58 236H57V233L54 232ZM104 230H106L108 233H107L106 231H104ZM152 230H154V233L152 232ZM174 230H175V231H174ZM176 230H177V232H176ZM22 231H23V230H22ZM24 231H23V232H24ZM33 231H34V232H33ZM51 231H52V232H51ZM79 231H81V232H79ZM101 231H102V230H101ZM101 231L99 230V232H101ZM171 231H173V232H171ZM215 231H217V230L215 229ZM31 232H32V233H31ZM136 232H138V233L136 234ZM174 232H175V233H174ZM202 232H203L204 234H206V235L202 234ZM208 232H209V233H208ZM217 232H218V231H217ZM9 233H10V234H9ZM11 233L13 234V236H12ZM20 233H21V232H20ZM80 233H81L82 238L85 239L84 242H83L82 238L78 235V234H80ZM86 233H87V234H86ZM146 233H148V236H147V237H146ZM164 233H165V234H164ZM187 233H186V234H187ZM82 234H85V236H83ZM95 234H96V233H95ZM101 234H102V233H101ZM101 234H100V235H101ZM124 234L122 233V235H124ZM158 234H161V236H163V238H167V239H164L165 241L162 240V241H164L165 243H162V241H161L160 239H159V241H161V243L158 241V238H162L160 235L158 236ZM207 234H209V235H207ZM29 235H32L33 237H34V235H36V237L32 238V237L29 236ZM48 235H49V236H48ZM54 235H55V237L57 236V238H56V243H54V240H55ZM59 235H60V236H59ZM75 235H76V236H75ZM77 235H78V236H77ZM86 235H87V237H86ZM92 235H93V236H92ZM138 235H139V234H138ZM191 235H192V237H190ZM61 236L64 237V238H61ZM157 236H158V237H157ZM165 236H167V237H165ZM188 236H189V237H188ZM206 236H207L210 240H209L208 238H207L206 240H204ZM37 237H38V238H37ZM84 237H85V238H84ZM113 237H114V238H113ZM115 237H116V238H115ZM137 237H138V236H137ZM155 237H156V238H155ZM185 237H186L187 239H186ZM197 237H198V238H197ZM25 238H26V239H25ZM58 238H61L63 241H61V240L58 239ZM79 238H80V240H79ZM132 238H131V239H132ZM189 238H190V240H188ZM200 238H201V239H200ZM28 239L30 240V242H31V241H32V242L35 241V243H36L37 245H34L32 242H31V244H30V243H27V242L29 241ZM34 239H36V240H34ZM57 239H58V240H57ZM192 239H193V240H192ZM25 240H27V241H25ZM145 240H146V241H145ZM148 240H149V241H148ZM166 240H167V241H166ZM202 240H203V241H206V245L203 244V241H202ZM208 240H209V241H208ZM70 241H71V243H70ZM72 241H74V243H72ZM89 241H90V242H89ZM98 241H99V243H98ZM130 241H131V242L134 241L133 244L130 243ZM150 241H151L153 244H152ZM186 241H187V242H186ZM188 241H189V242H188ZM196 241H197L198 244H196ZM201 241H202V242H201ZM226 241H228V240H226ZM60 242H61V243H60ZM62 242H63V243H62ZM75 242H77V243H75ZM78 242H79V245H75V244H78ZM86 242H87V243H86ZM148 242H149L150 244H149ZM191 242H192V243H191ZM228 242L232 244V239L229 240ZM228 242H226V244H229ZM48 243H49V246H50L49 248H48ZM81 243L83 244V246L81 245ZM84 243H85V246H86V247L84 246ZM96 243H97L98 245H96ZM173 243H175V242H173ZM186 243H188V244H186ZM190 243H191L192 245H194V247H196V248L193 249L194 247H193V248L190 247V246H192V245H190ZM194 243H195V244H194ZM199 243H200V244L202 243V244H201V247H202V245H203L204 248H201L200 246H198L200 249L197 248V245H199ZM204 243H205V242H204ZM208 243H209L210 245H208ZM28 244H29V245H28ZM50 244H51V245H50ZM63 244H64V245H63ZM73 244H74V245H73ZM87 244H89V246H88ZM119 244H120V245H119ZM135 244H136V243H135ZM162 244H164L165 246H163ZM166 244H168V245H166ZM178 244H179V245H178ZM184 244H185V245H184ZM218 244H219V243H218ZM27 245H28V246H27ZM32 245L36 246V249L33 248V250H32V247H33ZM114 245H115V247H114ZM149 245H150V246H149ZM189 245H190V246H189ZM212 245H213V246H212ZM233 245L235 246V242H234V241H233ZM29 246H30L31 248H29ZM75 246H76V247H75ZM77 246H79L80 248L77 247ZM87 246H88V247H87ZM112 246H113V249H111ZM122 246H123V245H122ZM155 246H154V247H155ZM166 246H167V247H166ZM205 246H212L213 250L210 251L209 248H211V247H205ZM228 246H229V249H230L231 247H233L232 245H228ZM230 246H231V247H230ZM21 247H23L24 249L21 248ZM152 247H153V246H152ZM162 247H161V248H162ZM165 247H166V248H165ZM189 247H190V248H189ZM218 247H219V246H218ZM47 248H48L49 250H47ZM50 248H51L52 250H50ZM89 248H90V249H89ZM100 248H101V249H100ZM146 248H147V249H146ZM191 248H192V249H191ZM205 248H206V249H205ZM219 248H220V247H219ZM20 249H21V253H19V252H20ZM22 249H23V251H22ZM43 249H46V251H44ZM151 249L154 250V251H152ZM180 249L182 250L181 253H180V251H181ZM185 249L188 250V251H186ZM198 249L201 250L200 253L202 252V250H203L202 253H204V252L207 250V251H206V252H207L206 254H208V252H211V253H210V256H209V255H205V253H204V256H203V254H200V253H199V250H198ZM204 249H205V250H204ZM215 249H216V250H215ZM217 249H218V251H217ZM229 249H226V250H228L227 253H229V251H230ZM3 250H4V251H3ZM31 250H32V251H31ZM80 250H81V251H80ZM99 250H101L102 253H101ZM102 250L105 251V252L103 253ZM115 250H116V252H115ZM118 250H119V251H118ZM125 250H126V251H125ZM142 250H143V251H142ZM150 250H151L152 252H150ZM159 250H161V251H160L161 253L159 252ZM183 250H185V251H183ZM189 250H190V251H189ZM192 250H193V251H192ZM12 251L14 252V254L12 253ZM120 251H121V252H120ZM170 251H171V253H170ZM197 251H198V252H197ZM215 251H216V253L218 252V253H217V256H218L217 259H216V258H215V259L212 258V256H214V255H215V257H216V253H215ZM32 252H33V253H32ZM90 252H91V251H90ZM96 252H97V254H95ZM99 252H100V253H99ZM147 252H149V253L152 255V256L150 257V259H149V257H147V258L145 257V258H144L145 254H147ZM178 252H179V253H178ZM188 252H189V253H188ZM192 252H193V253L197 252V253H196V254H193ZM213 252H214L215 254H214ZM1 253H2V254H1ZM6 253H8L9 256H8V254H6ZM149 253H148V254H149ZM152 253H154V254H152ZM158 253H159V255H161V256L157 255ZM177 253H178V255H177ZM198 253H199L200 255H199ZM76 254H77V255H76ZM79 254H81V255H79ZM84 254H87L86 251H85ZM94 254H95V255H94ZM139 254H141V256H139ZM175 254L177 255V257H175ZM186 254H188V255H186ZM197 254H198V255H197ZM212 254H214V255H212ZM219 254H221V255H219ZM224 254H225V253H224ZM261 254H262V258H263V256H264V252H261ZM106 255H107V256H106ZM119 255H120V256H119ZM153 255H154V256H153ZM195 255H197L198 257L195 256ZM201 255H202V256H201ZM228 255H229V254H228ZM7 256H8V257H7ZM41 256H43V257H41ZM79 256H80V257H79ZM147 256H148V255H147ZM178 256H179V257H178ZM186 256H187V257H186ZM190 256H191V258H190ZM192 256H194V257H192ZM207 256H209V258H211L210 261H208L209 258H206L205 261H204V258L207 257ZM2 257H3V259H2ZM5 257H7V258H5ZM27 257H29V259H28ZM51 257H52V258H51ZM53 257H54V259H53ZM75 257H76V258H75ZM83 257H84V256H83ZM253 257L255 258L256 256L253 255ZM253 257L251 258V259H252V262H255V260H258V259L261 258V255H259V257L257 256L258 259L255 258V260H253V259H254ZM77 258H78V259H77ZM84 258H85V257H84ZM99 258H100V257H99ZM101 258H100V260H101ZM112 258H111L112 261H111V260H110V261L114 263L115 260L113 261ZM153 258H154V259H153ZM156 258H157V260H159V261H156ZM160 258H161V259H160ZM168 258L170 259L171 262L167 261ZM241 258H242V257H240L239 259L237 258L236 263H237L238 260L241 262V261H242ZM262 258H261V260H264V259H262ZM7 259H8V260H7ZM26 259H27V260H26ZM75 259H77V260H75ZM105 259H106V258H105ZM105 259H104V260H105ZM136 259H137V260H136ZM142 259H143L144 261H143ZM175 259H176V260H175ZM196 259H197V262H196ZM200 259H201V260H200ZM207 259H208V260H207ZM222 259H223V258H222ZM226 259H227V258H226ZM235 259H236V258H235ZM251 259H250V260H251ZM67 260H68V261H67ZM83 260H84V259H83ZM92 260H93V259H92ZM100 260L98 259V261H100ZM104 260L102 261L103 263L105 262ZM117 260L115 261V264H117V263L120 264V262H119V261L117 262ZM128 260H129V262H128ZM132 260H133V261H132ZM150 260H151V262H150ZM160 260H161V262H160ZM227 260H228V259H227ZM70 261H71V262H70ZM153 261H155V262H153ZM163 261H164V263H163ZM165 261H166V262H165ZM179 261H180V259H179ZM179 261H178L177 263H178V264H182V262H179ZM191 261H194V263H192ZM206 261H207L208 263H206ZM223 261H224V260H222V263L224 264V262H226V260H225L224 262H223ZM229 261H230V260H229ZM244 261H245L246 264H247V260H243V261H242L243 264H244ZM2 262H3V263H2ZM82 262H85V260H84V261H81V263H82ZM111 262H109V264H110ZM116 262H117V263H116ZM157 262H158V263H157ZM175 262H174V264H175ZM195 262H196V263H195ZM216 262H215V263H216ZM227 262H228V261H227ZM227 262H226V263H227ZM233 262H234V261H233ZM81 263H80V264H81ZM184 263L186 264V262H184ZM215 263H213V264H215ZM218 263L221 264L220 262H218ZM226 263H225V264H226ZM228 263H229V262H228ZM228 263H227V264H228ZM234 263H235V262H234ZM236 263H235V264H236ZM97 264H100V263L98 262ZM107 264H108V262H107ZM200 264H201V263H200ZM216 264H217V263H216ZM238 264H240V263L238 262Z\"/></svg>",
	"mask_w": 264,
	"mask_h": 264
}]
</instances>
